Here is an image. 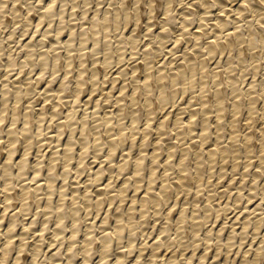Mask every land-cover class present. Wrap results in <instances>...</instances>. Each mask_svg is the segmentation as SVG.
Listing matches in <instances>:
<instances>
[{
	"label": "bare ground",
	"instance_id": "obj_1",
	"mask_svg": "<svg viewBox=\"0 0 264 264\" xmlns=\"http://www.w3.org/2000/svg\"><path fill=\"white\" fill-rule=\"evenodd\" d=\"M2 1V0H1ZM7 1H9V0H7ZM62 1H64L65 3H66V1L67 0H62ZM73 0H70L69 2H72ZM80 1V0H79ZM79 1H78V3H79ZM84 2H85V0H83ZM92 1V0H91ZM90 0H87L86 1V3L87 2H91ZM99 1H101V0H99ZM109 1V0H108ZM107 1V2H108ZM117 1V0H116ZM115 1V2H116ZM175 1V0H174ZM211 1V0H210ZM214 2H212V3H210L209 2V0H206V2L205 1H202V4L204 5V6H206V7H214V6H212L213 4L215 5V3H220V2H223L224 0H213ZM226 1V0H225ZM230 2L231 1H236V0H229ZM239 1H241L242 2V4L241 5H239V8H236L235 9V7H233L232 8V10H231V8L229 9V10H231L232 12L233 11H236V10H239V14H237V15H241L240 13H242V15H244V14H246V13H250V12H247V11H249V10H247L248 9V7H246V5L248 6V5H250L249 7H253V10H252V12L254 13H252L251 15H255V17L251 20H248V23L247 24H249V25H247V26H249V27H247L248 28V30H247V32L244 30L245 28H246V26H245V28L243 29V27H242V29L244 30V32H246V33H243V31H241L242 29H241V26L243 25V22H242V25L241 24H238L239 23V20H237V22H236V18L234 19L235 20V24H236V26H232L233 28H230L229 27V24L232 22V19H231V17H230V14L228 15V14H226L225 15V17H222L221 15H224V13L223 14H220V13H222V12H224L226 9H228V8H224L225 10L223 11L222 10V12H220L219 14H220V16H219V14H218V18L219 19H217V20H215L216 22L214 23L215 24V27L214 26H212V28L214 27L215 28V30H214V28H213V30H211V31H213L212 33V35H211V33H210V36H209V34H208V32L210 31V29L207 31L206 30V27H210L209 26V24H208V22L206 21V20H209V19H206V18H204V16H203V18L201 17V24H200V26H199V28L197 29V30H194V31H192L191 32V25L192 24H194V19L192 18L193 17V14H191V12L192 11H194V10H192L189 14H186V15H184L185 17L183 18V21H182V23H183V27L181 28V29H183L182 30V34L180 33V35L179 34H177V37H176V41H175V43L176 42H181L180 40H182L184 37H185V35H187V36H190V38L192 39V38H194V40L196 39L197 40V43H196V45H195V48H191L192 49V51L191 52H189L190 50H189V48L184 52L185 54H184V57H183V59H182V61L180 60V62L179 63H177L176 65H169L168 67H169V69L167 70V69H165V67L167 66H162L163 64H166V63H168V61H164L162 64H161V66L163 67V68H161V66H159L158 65V67L157 66H155L154 65V61L153 60H155V58H154V52L156 53L157 51H162V52H164V53H166L165 52V50H164V46H166L167 47V44L170 42H168L166 45H164L167 41H166V39L168 40V38H166V36H164V33L163 32H159L158 34H155L154 33V35L155 36H152L153 38H151L152 40L149 42V45L150 44H155V45H151L150 47H149V45H148V47H146L147 49L146 50H144V53H143V50H142V52L141 51H139L140 53H142V54H144V57H143V60H141V63H139L138 62V64H132L133 66L131 67L132 68V70H133V73H131V72H128V73H131V75L133 74L134 76V79H132V88H131V90L128 92V91H126L129 87H131V86H129V85H127V83H129L128 81H126V80H128L127 79V77L130 75H128L127 76V74H126V71H124L123 69H120V71H119V74H118V76L116 75L115 77H114V82L112 81V78H111V80H109V81H112L113 83H114V85H115V81H118V79H120V77L122 78L123 76H124V79H125V81H124V83L122 84V87H121V93L120 94H118V95H116L117 96V98H115V97H113L112 96V98H115V101H116V103H115V105L117 104V106H118V112H117V114L115 113H112V114H114V115H116L117 117H118V120L116 121L115 120V122H117V129L116 130H112V128H110V129H108V127H107V137H106V142L107 143H104L105 141H102L103 140V136H102V134H101V132L98 130L100 127V125L98 124L101 120V118H102V120L103 121H105L104 123H105V125L106 124H112V121H113V117H112V115H110L109 113H111V112H106L107 110H108V108H107V110L105 111V114L103 115V117H101V111L99 110V108L101 107V105H100V101H99V99L97 100V103L95 104L96 105V108H95V110H94V114H97L98 113V115H100V117L101 118H99L98 116H96L97 118H95V119H93V121L95 120V122H94V124L93 125H90V126H88V119H90V118H88V116L86 115H82L81 117H79L80 116V114H79V116H77V114L79 113H77V109H79V108H76L75 106V104L76 103H78V101L82 98V95L85 93V91L87 90V89H89V88H87V87H89L88 85V81H93V82H95V85H96V87H97V78H99L98 76V73H101L102 74V72H97L99 69L96 67V65L98 64H95L94 66H93V68H92V74H87L86 75V71L85 70H83L82 69V67L85 69V66H83L84 65V60L82 59V58H84V56L85 57H88V56H86L85 55V52H83L84 50V48L82 47L81 49H80V51L78 50V52H80V56H81V61H80V64L78 63V65H79V67H77L78 68V70H77V72H78V75H77V77H76V82H75V85H74V90H73V93H71V94H73V100H72V102L73 103H75L74 105H73V107H69V103H72L71 101H70V99L68 100L65 96H64V98L66 99H63V96L61 95V92L63 91L64 92V90L66 89V85H68V83L69 82H72V81H75V79H71V81H69L70 79H69V74L73 71V70H71V68L74 66V62L75 61H73V55H68V56H66L67 58H65L64 60V62H65V68L66 69H64V67H62V65H61V62L63 61V60H60V55L62 56V54H60L59 55V57L58 56H56V55H54V56H52L51 55V52L49 51V49H48V52H50V56H52V57H55L54 58V60H52L51 62H50V60L51 59H53V58H51L50 60H49V57H47V49H45V52L44 53H41L42 55H41V57H39L40 58V60H41V62H39V63H41V71H40V77H42V75L43 74H45L44 72L46 71L47 72V70H48V68L50 69V66H51V71L53 72V75L55 76L56 74L57 75H59L57 72L59 71V69H61L60 67H62L64 70H66L65 72H67V74H66V76H63L61 79H62V81H61V83H60V87L61 88H59L58 89V92H57V94L55 93V91H54V93L52 92V91H50L51 89H53L52 87H51V89H49L48 88V86H47V90H46V93L48 94V97L50 96V99H48V100H51L50 102L52 103V99L54 98L53 96H55V95H58V99H56V100H54L55 102H53V111L50 113L49 111V113H50V115H51V117L54 119V117H56L57 116V118H58V113L60 114V108H59V106L60 105H63V108H65V105L67 106V104H69L68 105V107H69V109H68V112H66L67 113V115H66V117H67V119L66 120H62V119H60L61 121H59V123L58 124H55V125H57L56 127H57V131H56V133L57 134H54L55 136V138H56V140L58 141V143L61 141V142H63L62 141V137H63V134H64V132L67 130L65 127H68V132H69V135H68V139L66 140V142H63V143H60V144H62L63 146V151L62 150H56V151H52V153H51V155H50V157L49 158H47V159H49V162H48V164H47V168H46V166H43L44 164H45V161H43L42 159H41V154H37V155H40L41 157L40 158H38L37 159V157H36V159H37V162L36 161H34L35 163H33V164H29L28 163V160L31 158V146L33 145L32 143L34 142V140L32 139V134H31V136H30V125L32 124V121H33V119L31 118V114L32 113H30V111L28 110V109H33V107L32 106H34L35 104H37V103H35V101H34V105H33V103H32V101H31V99H32V97L34 96L33 95V93L35 94V91L33 92L32 91V88H34V87H36V86H34V85H37V84H34V83H36V82H33L32 81V79H30L29 80V82H27V80H26V82L27 83H31L30 85H29V87L27 86L28 84L27 83H25V85H18L19 84V80L18 81H16L15 83L17 84V85H15L14 86V88H13V86H12V88L14 89V94H12V95H10V96H14V102L12 103L13 105H9V104H7V102L8 101H10V100H5L6 99V97H7V94H9V93H7V90L5 91H3L4 93H3V100H2V98H0L2 101H0V102H2L1 104V107H0V112H1V116H0V133L1 132H3V133H1V134H4V133H6L7 135H8V138L7 139H5V140H3L2 141V137H3V139L5 138L3 135H1L0 134V182H1V180H3V184L1 183L0 184V186L2 185V188H0V191H3L4 192V194L3 195H5L4 197H0V204H1V202H3L4 203V209H3V212H2V214H1V216H0V231H2L1 230V228H2V225H3V223H5L6 222V227L4 228L5 230L2 232L3 233V235L2 236H4V239H1V238H3V237H1L0 238V264H21L20 263V261H21V259L23 258V256L21 255L22 253H24L25 252V247L27 246V244H32V242L34 241V240H32V242L31 243H28L26 240L27 239H25L26 237H24L23 235L24 234H26V233H21L22 234V236L20 235V238H19V240L20 241H18V240H16V230H17V226L20 224L19 222H18V218L21 216L20 215V213H27V211H29V208H31V203L33 204L34 202L35 203H38V206H37V208L39 209H42L41 211L45 214V216H47V215H51L52 213H57V218H56V221H55V223H56V226H55V228H54V230L52 231V238H54V240H58V241H61V240H63L64 242L66 241V240H64V239H61V240H59L60 238V236L62 237L63 236V234H64V236L62 237V238H66V239H68V240H70V243H68V246H66V248L65 249H62L63 248V241H62V243L60 244L58 241V244H60L61 246H62V248L61 247H59L58 248V250H56L55 252H53V253H51L50 255V259L52 260V263L51 264H58L57 262H59V261H62V260H64V261H62L63 262V264H71V263H73L74 264V262H76V259H78L80 256H78V252H81L83 255V259H82V262H78V264H87L88 262H91L90 260H92V257L94 258V256H92V254L94 255L95 254V252H93L94 251V249L98 252V254L101 252V259H99V261L98 262H96L95 264H125V261H126V257H127V250L125 251V249L123 250L122 248H117V250L118 249H122V250H120V251H118L117 252V258L115 259V261H111V262H109L110 261V258L108 259V261H106L107 260V258H108V256H110V255H113V252H110V249H112V244H113V241H114V239L116 238H118V239H122V237H123V232L125 233V231L127 230H124V227H126V226H129V225H126V223H125V225H124V222H125V220H126V218L128 219V223H130V220H132L133 218L135 219V217H136V214L138 213V214H140L143 218H145V219H147L148 218V216L146 215V214H149V213H147L148 211H150L149 210V208H150V206H154V208H158V207H160V209H161V206H163V205H161V202H164V201H168L170 198H171V195H173L172 193H174L175 195L174 196H179V195H181V193L183 192V191H187V193L189 192V191H191L192 190V188H190V181H189V179H193L194 180V182H196L197 184H198V187L200 186L201 187V183H203V180H204V175L205 174H203L204 173V171L206 172V167H208V171L210 172V174H211V171H212V173H215V171L213 170L214 168L213 167H215V169L217 168L215 165V162L217 161V160H219V158H221V160H222V164H223V167L221 168V170H223L224 168H226L225 166L227 165V164H225V162H227L226 161V159H228V156H230V155H232V157H233V163H232V166H233V171L232 172H234L235 171V169L236 168H239V166H238V162L241 160V159H239L240 158V156H239V152L240 151H242L243 152V150H241L242 148H244L245 149V151L243 152L244 154H245V156H243V157H247V158H244V159H246V161H245V167H247V168H249L250 166L252 167L253 165H254V162L256 161V164H257V170H256V174H255V180L254 181H256L257 183H258V180L260 181V178L259 177H261V175L264 173V168H262L261 167V164H264V157H262L261 156V153L262 152H264V142H262V138H264V119H262V117H264V106H261V107H259V105H258V101H261V100H259V98H262V96H264V76H263V78L260 80L261 81V84H262V87H259V88H261V91H260V93L259 94H256L255 92H254V88L257 86V84L259 85L260 84V82H258L257 80H254V81H252L249 85V87L248 88H245V87H242L241 86V84L240 83H238L237 81H236V79H235V77H237V76H235V75H237L236 73H235V75L233 74V70H235L236 71V69H234L233 67L235 66H232L233 65V63L235 62L236 63V60L235 59H237V62H239V66H240V64H241V66H243V67H236L235 66V68H240V69H248L250 66H248L249 65V60H251L250 62V64L251 65H254L253 67L255 68V70L256 71H258L259 70V68L261 67V65L262 64H264L263 62H264V28H262L261 27V25H264V3H261V0H254L255 1V3L257 2V4L256 5H253V4H255V3H252V2H254L253 0H239ZM52 2L53 3H56V0H52ZM64 2H62L65 6H66V4L64 3ZM81 2V1H80ZM102 2V1H101ZM111 2V1H110ZM113 3H114V1H112ZM111 2V3H112ZM120 2V1H119ZM122 2V1H121ZM159 2H161V0H159ZM163 2L165 3V9H166V12H165V16H166V19H164V24H165V26H169V24L171 25V24H173V22H175L176 20L175 19H177L175 16V13L174 14H172L173 12V9L171 8V6L174 4L173 3V1L172 0H163ZM163 2H162V4H163ZM228 2V1H227ZM237 2H238V0H237ZM9 3H10V1H9ZM58 3H59V1H58ZM61 3V2H60ZM75 2H73V4H74ZM92 3V2H91ZM98 3V2H97ZM112 3V4H113ZM153 3H154V6H152V7H149V10H150V13H153L155 10H157L156 8H155V6H156V2H155V0H153ZM176 3V2H175ZM179 3V2H178ZM224 3V2H223ZM3 4V3H2ZM6 4H8L6 1H5V5ZM14 4V3H13ZM15 4H17V3H15ZM31 4H32V2H31ZM72 4V3H71ZM93 4V3H92ZM100 4V3H99ZM102 4H103V2H102ZM106 4V3H105ZM116 4V3H115ZM172 4V5H171ZM201 4V5H202ZM224 4H226V3H224ZM224 4H223V6H224ZM229 4V3H228ZM227 4V5H228ZM237 4V3H236ZM0 5H1V3H0ZM5 5L3 4V5H1V9H5L6 7H5ZM18 5V4H17ZM80 5V4H79ZM114 5V4H113ZM170 5V6H169ZM197 5V4H196ZM219 5V4H218ZM230 5V4H229ZM3 6L5 7V8H3ZM69 6V5H68ZM68 6H66V7H68ZM74 6V8L76 7V3L73 5ZM81 6V5H80ZM86 6H88V5H86ZM86 6H84V8L86 7ZM116 6V5H115ZM117 6H119V3H117ZM121 6V5H120ZM119 6V7H120ZM160 6H163V5H160ZM159 6V7H160ZM193 6H194V4H193ZM192 6V7H193ZM203 6V7H204ZM15 7H16V5H15ZM15 7H14V9H15ZM19 7V6H18ZM33 8H34V6H32ZM66 7H64L63 8V6H62V9L64 10ZM109 7V6H108ZM107 7V8H108ZM121 7H123V6H121ZM120 7V9L119 8H115L116 9V12H113V11H111V10H107V8H105L107 11L106 12H104V15L103 14H101L100 13V15H102L101 17L100 16H94V17H91L93 20H92V27L90 28V30H91V34H93V36H94V38H91V37H87V35H88V31L86 30V29H89V28H84L85 30H86V32L87 33H85V31H82V33H80V34H82L84 37H85V35H86V37L87 38H89V39H93V41H95V46H96V44H98V42L99 43H101L100 41H99V39H95V38H98V36L97 35H99V33H100V29L102 28V26L101 25H103L104 27H105V29L106 30H109L110 29V27L112 26L111 24H110V22H114V24H115V27H116V24H119V21H121L120 19H121V14H120V10H121V12H123V10H124V7L123 8H121ZM158 7V8H159ZM174 7V6H173ZM179 7V6H178ZM12 8L13 7H11V10H12ZM17 8V7H16ZM32 8V9H33ZM61 8V7H60ZM74 8H72V9H74ZM77 8V7H76ZM97 8H98V6H97ZM110 8H112V6L110 7ZM164 8V7H163ZM181 8V7H180ZM7 9H8V7H7ZM6 9V10H7ZM13 9V10H14ZM18 9V8H17ZM19 9H20V7H19ZM18 9V10H19ZM24 9H25V7H24ZM30 9V8H29ZM82 9V8H81ZM86 9H87V7H86ZM104 9V10H105ZM114 9V8H113ZM115 9H114V11H115ZM127 9V11H129L128 9L129 8H126L125 7V10ZM135 9H137V18H135L134 20H136V19H138V17L140 18L139 20H141V18H142V16H144V15H142V16H139V14H140V9L139 8H135ZM161 9V8H160ZM192 9V8H191ZM190 9V10H191ZM194 9V8H193ZM196 9V8H195ZM204 9V8H203ZM209 9V8H208ZM207 9V10H208ZM212 9V8H211ZM214 9V8H213ZM252 9V8H251ZM12 10V11H13ZM23 10V9H22ZM42 10H44V9H42ZM58 10V9H57ZM61 10V9H60ZM66 10V9H65ZM98 11H101V10H99V9H97ZM124 10V11H125ZM132 10V9H131ZM143 10H145V9H143ZM142 10V11H143ZM146 10H148V9H146ZM145 10V11H146ZM229 10H227V12H229ZM245 10H247V11H245ZM0 11H2V10H0ZM7 11H10V10H7ZM15 11H17V10H15ZM33 11V10H32ZM31 11V12H32ZM56 11V10H55ZM62 11V10H61ZM73 11H75V9L73 10ZM80 11V10H79ZM84 11H88V10H84ZM96 11V10H95ZM97 11V12H98ZM158 11V10H157ZM161 11V10H160ZM175 11V10H174ZM187 11H189V10H187ZM246 13H245V12ZM3 12V11H2ZM1 12V14H3ZM64 12V11H63ZM66 12V11H65ZM65 12L64 13H62V12H59V13H61V14H63V18H61L62 20H63V22H65V20H64V16H65ZM91 12V11H90ZM207 12V11H206ZM226 12V13H227ZM4 13H5V11H4ZM8 13V12H7ZM12 13H18V12H12ZM35 13V12H34ZM53 13V9H52V7H51V5H46V9L44 10V11H42V12H40V16L41 17H43V16H46V15H48V16H51L52 15V17L53 16H55L54 14H52ZM55 13V12H54ZM58 13V14H59ZM75 14H76V11L74 12ZM73 13V14H74ZM87 13V12H86ZM84 14L83 13V15H87L88 16V14ZM128 13H130V11L128 12ZM126 14V12L124 13V14H126V17H124L125 18V20L126 21H128L129 20V14ZM134 13V12H133ZM146 13V12H145ZM144 13V14H145ZM155 13V12H154ZM158 12H156V14H157ZM188 13V12H187ZM38 14H39V12H38ZM51 14V15H50ZM60 14V15H61ZM69 14V13H68ZM97 14V13H96ZM99 14V13H98ZM131 14V13H130ZM148 14V13H147ZM164 14V13H163ZM190 14H191V16H190ZM208 14V13H207ZM27 15H28V13H27ZM59 15V16H60ZM83 15H82V18H84L83 20H87L88 19V21H89V18H87V19H85V17H83ZM94 15V14H93ZM150 14H148V16H149ZM162 15V14H161ZM183 15V14H182ZM204 15V14H203ZM211 15V14H210ZM233 15V14H232ZM242 15L240 16V17H242ZM247 15H250V14H247ZM3 16H5V15H3ZM13 16V15H12ZM14 16H15V14H14ZM20 15H18V17H19ZM35 16V15H34ZM39 16V17H40ZM58 16V15H57ZM75 16V15H74ZM132 16H133V18H134V15L132 14ZM136 16V15H135ZM147 16V17H148ZM154 16L155 15H153V16H150V18H149V20L151 19L152 20V18H154ZM190 16V17H189ZM6 17V16H5ZM5 17H4V20H5ZM17 17V18H18ZM22 17H24V16H22ZM47 17V16H46ZM77 17V16H76ZM146 16L144 17V18H147ZM152 17V18H151ZM207 17V16H206ZM208 17H210L209 16V14H208ZM251 17V16H250ZM7 18V17H6ZM13 18V17H12ZM11 18V19H12ZM55 18V17H54ZM54 18H52L53 20H54ZM74 18V17H73ZM82 18H81V20H82ZM132 18V17H131ZM211 18V17H210ZM217 18V17H216ZM243 18V17H242ZM247 18V17H246ZM258 18V23L255 21V19H257ZM42 19V18H41ZM44 19V18H43ZM42 19V20H43ZM49 19H51V18H49ZM51 19V20H52ZM57 19V18H56ZM238 19V18H237ZM244 19V18H243ZM242 19V20H243ZM248 19H249V17H248ZM3 19H2V22L4 21ZM61 20V21H62ZM123 20V19H122ZM133 20V19H132ZM131 20V21H132ZM139 20H137V21H139ZM246 20V19H245ZM7 21V20H6ZM10 21V20H9ZM8 21V22H9ZM29 21V20H28ZM33 21H34V19H33ZM142 21V20H141ZM163 21V20H162ZM244 21V20H243ZM48 22V21H47ZM89 22H91V20L89 21ZM112 22V23H113ZM130 22V21H129ZM129 22H127V23H129ZM143 22V21H142ZM150 22V21H149ZM154 22V21H153ZM4 23H5V21H4ZM30 23V22H29ZM60 23V22H59ZM68 23V22H67ZM85 23V22H84ZM88 23V22H87ZM121 23V22H120ZM125 22H123V24H124ZM139 23V25H141L140 24V21L138 22ZM155 23V22H154ZM159 23V22H158ZM210 23V22H209ZM233 23V22H232ZM3 24V23H2ZM31 24V23H30ZM41 25H42V23H40ZM52 25H53V23H51ZM62 25H60V26H63V23H61ZM66 24V23H65ZM72 24V23H71ZM75 24V23H74ZM77 24V23H76ZM122 24V23H121ZM122 24V25H123ZM136 24V23H135ZM148 24V27H152V26H154V25H156V23L154 24V25H152V24H150V23H147ZM1 25V24H0ZM28 25V24H27ZM70 25V24H69ZM81 25H83V27H85L86 25H84V24H81ZM111 25V26H110ZM120 25V24H119ZM174 25H175V23H174ZM208 25V26H207ZM231 25V24H230ZM4 26V25H3ZM7 26V25H6ZM38 26H39V24H38ZM88 26V25H87ZM108 26H110V27H108ZM118 26V25H117ZM128 26V25H127ZM137 26V25H136ZM145 26V25H144ZM161 26H162V24H161ZM49 27V26H48ZM64 27H66V26H64ZM114 27V26H113ZM124 27V26H123ZM134 27V26H133ZM147 27V28H148ZM151 27H150V29H151ZM173 27V26H172ZM192 27H193V25H192ZM29 28V27H28ZM74 28V27H73ZM71 29V31L72 30H74V29ZM82 28V27H81ZM108 28V29H107ZM120 28H122L121 26H120ZM127 28V27H126ZM138 28V27H137ZM165 29H166V31L167 32H165V34L166 33H168V28H166V27H164ZM195 28V27H194ZM51 29V28H50ZM49 28H48V31L50 30ZM66 29V28H65ZM64 29V30H65ZM75 29H76V26H75ZM103 30H101V32L102 31H104V28H102ZM114 29V28H113ZM117 29H118V27H117ZM136 28H134V30H135ZM171 29V28H170ZM180 29V30H181ZM2 30V29H1ZM52 30V29H51ZM59 30H60V28H59ZM64 30H60V31H62V32H64ZM79 30V29H78ZM112 30V29H111ZM110 30V31H111ZM126 30V29H125ZM158 30V29H157ZM179 30V29H178ZM47 31V34H45L46 36L45 37H47V35H48V32ZM60 31H58L59 33H60ZM75 31V30H74ZM71 32V34H73L74 36L76 35L75 34V32ZM115 31H117V30H115ZM119 31V30H118ZM117 31V34H119V32ZM135 31H138V29L137 30H135ZM135 31H132V32H134L135 33ZM152 31V30H151ZM160 31V30H159ZM163 31H165V30H163ZM170 31V30H169ZM210 31V32H211ZM46 32V31H45ZM79 32V31H78ZM148 32V31H147ZM180 32V31H179ZM38 33V32H37ZM52 33V32H51ZM104 33V32H103ZM102 33V34H103ZM134 33H132L130 36H127V41L129 40V43L130 44H132V45H134V46H131V47H134V48H132V49H135V51L136 52H138L137 50H136V47L138 48L139 46L137 45H135V43L137 44V43H141V42H136L137 40L139 41V38H138V36L137 35H139L138 33H137V35H136V33L134 34ZM173 33V32H172ZM171 33V34H172ZM39 34V33H38ZM58 34V33H57ZM61 34H63V33H61ZM79 34V35H80ZM109 34V33H108ZM121 34V33H120ZM207 34H208V36H207ZM52 35V34H51ZM51 35L49 34V37H51ZM60 35V34H59ZM78 35V36H79ZM122 35H124V34H122ZM137 36V38H135L136 36ZM175 35V34H174ZM1 36V35H0ZM38 36V35H37ZM74 36H72V37H70V38H73L74 39ZM91 36V35H90ZM97 36V37H96ZM100 36V35H99ZM104 36V35H103ZM107 36V35H106ZM126 36V35H125ZM140 36V35H139ZM142 36V35H141ZM148 36V35H147ZM193 36V37H192ZM203 36H205L206 38V42L205 43H201V42H199V44L201 43L202 45H199L198 44V41L200 40V39H202V37ZM48 37V38H49ZM76 37H77V35H76ZM82 37V36H81ZM80 37V38H81ZM119 37H120V35H119ZM149 37H150V35H149ZM169 37H171V36H169ZM210 37V38H209ZM57 39H55V40H58V37H56ZM83 38V37H82ZM81 38V39H82ZM99 38H101V37H99ZM106 38V37H105ZM107 38H109L110 39V37H107ZM141 38V37H140ZM164 38H166V39H164ZM189 38V40H191ZM0 39H3V38H0ZM40 39V38H39ZM43 39V38H42ZM45 39V38H44ZM43 39V40H44ZM60 39V38H59ZM76 39V38H75ZM119 39V38H118ZM118 39H115V40H118ZM122 39H124V42H125V38L124 37H122ZM137 39V40H136ZM170 39V38H169ZM172 39V38H171ZM187 39V38H186ZM23 40V39H22ZM50 40V39H49ZM70 40L72 41V39H69V40H67L66 42H64V43H66V45H67V47L69 46H72V45H74L75 43H73V42H70ZM88 42V41H90V40H87V39H85V38H83L82 39V43H80L81 44V46H82V44L84 45V43H87L86 41ZM104 40V39H103ZM107 41H108V39H106ZM112 39H110V41H111ZM120 40H121V37H120ZM148 40V39H147ZM184 40H185V38H184ZM188 40V39H187ZM195 40V41H196ZM32 41H33V38H32ZM61 41V40H60ZM73 41H75V40H73ZM79 41H80V39H79ZM92 41V40H91ZM109 41V42H110ZM121 41H123V40H121ZM141 41V40H140ZM183 41V40H182ZM193 41V40H192ZM192 41H189V43L190 42H192ZM200 41H202V40H200ZM4 42V41H3ZM44 42V41H43ZM51 42V41H50ZM57 42V41H56ZM111 42H113V41H111ZM119 42V41H118ZM173 42V41H172ZM184 42V41H183ZM194 42V41H193ZM57 43H60V42H57ZM56 43V44H57ZM71 43V44H70ZM105 43H107L106 44V51H104L103 53H105V52H107L109 49H110V47L111 46H109V44H111V43H108V42H104V45H105ZM121 43H123V42H121ZM125 43H127V42H125ZM124 43V44H125ZM182 43V42H181ZM244 43H247V44H245L244 45ZM4 43H2V45H3ZM31 44V43H30ZM38 44V43H37ZM56 44H54L55 46H56ZM89 44V43H88ZM92 44V43H91ZM112 44H114V43H112ZM124 44H122L123 46H124ZM128 44V43H127ZM146 44V43H145ZM191 44V43H190ZM194 44V43H193ZM1 44H0V51L2 50V48H1V46H2ZM39 45V44H38ZM48 45V44H47ZM90 45V44H89ZM117 45V44H116ZM121 45V46H122ZM126 45V44H125ZM35 46V45H34ZM60 46V45H59ZM65 46V45H64ZM75 46H76V44H75ZM74 46V47H75ZM80 46V45H79ZM84 46H86V45H84ZM93 46H94V42H93ZM94 46V47H95ZM117 46H119V45H117ZM126 46H128V45H126ZM126 46H124L125 48H127ZM178 46H180V45H178ZM192 46H194V45H192ZM247 46V47H246ZM2 47H4V45L2 46ZM31 46H29V48H30ZM42 47V46H41ZM44 47V46H43ZM52 47V46H51ZM58 47V46H57ZM66 47V46H65ZM87 47V46H86ZM85 47V48H86ZM94 47H92V48H94ZM97 47H100V45L98 46H96V48ZM112 47H113V45H112ZM114 47H116L115 45H114ZM120 47V46H119ZM118 47V48H119ZM124 47H121V48H124ZM182 47V46H181ZM189 47V46H188ZM191 47V46H190ZM5 48V47H4ZM7 48V47H6ZM15 48H17V47H15ZM32 48H34V47H31V50H29V53H27L28 55V57H27V60H29V61H32L33 60V58H32V56H33V51H34V49H32ZM36 48V47H35ZM50 48V47H49ZM54 48V47H53ZM52 48V49H53ZM59 48H62L61 46L59 47ZM76 48V47H75ZM89 48V47H88ZM95 48V49H96ZM117 48V47H116ZM124 48V49H125ZM259 48H260V51H257V50H259ZM55 49V48H54ZM68 49V48H67ZM67 49H66V52H68L67 51ZM78 49V48H77ZM98 49V48H97ZM100 49V48H99ZM123 49V52L125 51ZM142 49V48H141ZM164 51H163V50ZM166 49V48H165ZM176 49V48H175ZM179 49V48H178ZM4 50L5 49H3V52H4ZM33 50V51H32ZM36 50H37V48H36ZM57 50V49H56ZM70 51L72 50V49H69ZM75 50L76 49H74V52H75ZM89 49H87V51H88ZM101 50V49H100ZM152 50H153V54H151L152 53ZM174 50V49H173ZM171 50L172 51V53L174 52V53H176V50ZM189 50V51H188ZM41 51V50H40ZM52 51V50H51ZM55 51V50H54ZM54 51H52L54 54H56ZM86 51V52H87ZM90 51V50H89ZM88 51V52H89ZM95 51V50H94ZM115 52L114 50H113V48L111 49V52ZM117 51H118V56L120 57V60H123L124 59V57H125V59H126V56L123 54V52L121 51V49H117ZM134 51V52H135ZM225 51L228 53L229 52V55L227 56V64L229 65V66H226V67H228L227 68V70H226V73H224L225 71H220L219 69H218V67H208V65H207V61L209 60L208 59V55H209V58H210V56H214V58H215V56H216V54L217 53H219V52H221L222 54L223 53H225ZM2 51L0 52V54L1 53H3ZM42 52H43V49H42ZM57 52H59L58 50H57ZM73 52V51H72ZM77 52V51H76ZM77 52V53H78ZM96 52V51H95ZM95 52H94V54H95ZM98 52V51H97ZM96 52V54H98ZM109 52V51H108ZM107 52V53H108ZM112 52V53H113ZM129 52V51H128ZM130 52H132V51H130ZM135 52V53H136ZM168 52V51H167ZM11 53V52H10ZM38 53V52H37ZM37 53L35 54V55H37ZM60 53V52H59ZM139 53V54H140ZM158 53V52H157ZM163 53V54H164ZM171 53V52H170ZM66 54H68V53H66ZM73 54V53H72ZM76 54V53H75ZM88 54V53H87ZM109 54H111V53H109ZM108 54V55H109ZM127 54V53H126ZM131 54H133V52L131 53ZM163 54H161V53H159V55H161V56H163ZM167 54V53H166ZM169 54V53H168ZM2 55V54H1ZM11 55L12 56H10V57H8L9 58V60H10V63L12 64V62H13V60H14V58L12 59L11 57H13V54L11 53ZM78 55V54H77ZM89 55V54H88ZM93 55V54H92ZM112 55H116V54H112ZM116 55V56H117ZM134 55V54H133ZM133 55H131V56H133ZM135 55H138V53L137 54H135ZM157 55V54H156ZM165 55V54H164ZM172 55H175V54H172ZM219 56H221L220 54H218ZM224 55V54H223ZM222 55V56H223ZM227 55V54H226ZM3 56H5V55H3ZM39 56H40V53H39ZM76 56V55H75ZM105 56V55H104ZM107 56V55H106ZM152 56H153V58H152ZM170 56V55H169ZM176 56V55H175ZM218 56V58H220ZM0 57H2V56H0ZM77 57V56H76ZM95 57H97V55L95 56ZM108 57V56H107ZM111 59H113L114 57L113 56H109ZM108 57V58H109ZM135 57V56H134ZM173 57V56H172ZM11 58V59H10ZM35 58H36V56H35ZM63 58V57H62ZM99 58V57H98ZM98 58L97 59H93L92 61L94 62H96V60H97V62L99 61L98 60ZM108 58H106V60L103 62L102 60H101V58H100V60L103 62L102 64H103V67L105 68V69H107L108 67H110V64H111V66H112V60L110 59V61H112V62H110L109 60H108ZM139 58V57H138ZM137 58V59H138ZM141 58V57H140ZM161 58V57H160ZM176 59H178V57H175ZM174 58V59H175ZM213 58V57H212ZM223 58V57H222ZM221 58V59H222ZM225 58V57H224ZM16 60H17V58H15ZM26 59V58H25ZM132 59V58H131ZM142 59V58H141ZM157 60L159 59V58H156ZM208 59V60H207ZM262 59H263V61H262ZM2 60V59H1ZM16 60H14L15 62H16ZM26 60V61H27ZM77 60V59H76ZM86 60V59H85ZM161 60V59H160ZM163 60V59H162ZM173 60V59H172ZM210 60H212L211 58H210ZM235 60V61H234ZM35 61V60H34ZM34 61H32V62H34ZM61 61V62H60ZM125 61V60H124ZM139 61V60H138ZM219 61H220V59H219ZM14 62V63H15ZM28 62V61H27ZM88 62V61H87ZM86 62V63H87ZM115 62V61H114ZM122 62V61H121ZM136 62H137V60H136ZM172 62H174V60L172 61ZM172 62H170L171 64H174V63H172ZM177 62H178V60H177ZM217 62V61H216ZM223 62H226V60L225 61H223ZM262 62V63H261ZM85 63V64H86ZM92 63V62H91ZM118 63V62H117ZM125 63V62H124ZM135 63V62H134ZM215 63V62H214ZM219 63H221V62H219ZM10 64V65H11ZM34 64V63H33ZM72 64H73V66H72ZM76 64V63H75ZM119 64V63H118ZM121 64V63H120ZM157 64V63H156ZM160 64V63H159ZM169 64V63H168ZM209 64V63H208ZM222 65H223V63H221ZM13 65V64H12ZM11 65V66H12ZM40 65V64H39ZM210 65V64H209ZM219 65V64H218ZM218 65H216V66H218ZM237 65V64H236ZM24 66V65H23ZM33 66H35V64L33 65ZM72 66V67H71ZM82 66V67H81ZM220 67H221V65H219ZM224 66V65H223ZM9 67V66H8ZM37 65H36V69H37ZM75 66H74V68H75V70L77 69ZM90 67V66H89ZM89 67H87L88 68V70L87 71H90V69H89ZM102 67V66H101ZM154 67H157V68H154ZM249 68V70H252V73H254L255 71L253 70L254 68ZM2 68V67H1ZM34 68V67H33ZM73 68V69H74ZM91 68V67H90ZM123 68V67H122ZM129 68V67H128ZM63 69H61V71L63 70ZM96 69H97V71H96ZM104 69V70H105ZM109 69H111V68H109ZM242 69V70H243ZM35 70V69H34ZM75 70H74V72H75ZM103 70V69H102ZM129 70V69H128ZM140 70H143L142 72H144V75H145V77H144V79H139V78H137L136 76V74H138V72L140 71ZM221 70H223V69H221ZM241 70V71H242ZM248 70V71H249ZM12 71V70H11ZM60 71V72H61ZM107 71V70H106ZM199 71H201V77H199L200 78V80H199V83H197V84H200V85H198V86H201V88H199V89H201V92L198 94L199 96H198V98L200 99V106H201V109H195L196 107H194V109H192V107L194 106V104H196V102L195 103H193L194 101L193 100H195V98H193V96H191V98H190V100H189V104H188V108H186V107H184V105L183 106H181V107H184L185 109H186V112L187 111H189V113H191L190 114V116H189V118H186L184 115H185V113L183 112V114L181 115L180 114V111L178 112L179 114L178 115H175L174 117L175 118H173L174 120L172 121L173 122V125H174V129H177L178 130V137H177V142L175 143V141H173L174 143H172L170 146H169V149H168V157L167 156H165V157H167L168 159H166L167 160V162L166 163H164V164H166L165 165V170H164V172L162 173V176H161V178H162V181H161V183H160V185L158 184V186H156L155 184H156V179H157V177H156V174H158V170H160V169H158L157 170V168H158V163H160L159 161L161 160H159V158H161L162 156H160L161 155V153H160V149H162V146L163 145H161V142H163V143H165L164 141H167L166 139V137H162L163 135H166L167 136V134H165L166 133V131H168L169 130V132H167V133H169V135L171 134L170 132L172 131H170V128L167 130L166 129V127H164V126H166L165 124H166V122H167V120H169V119H167L168 117L167 116H165L164 117V119H162V120H160V121H158V124H157V126H156V128H157V132H159L158 133V135H159V137L157 138V141L155 142L158 146L156 147V146H154L155 147V150L151 153V154H148L147 155V148H148V146H149V141H150V139L152 138V136H150V135H152V134H150V128H152L153 130H154V126L153 127H151L150 125L152 124V122H153V119L154 118H158L157 116L155 117V115H154V113L156 112L155 111V109H154V107H160V111H164L165 112V108L166 107H168V109H169V106H167L168 105V103L169 104H171L170 102H173V101H171V98H170V96H172V99L174 98V104L173 105H175L176 104V102H177V98H176V95H177V93H178V91H179V89H182V91H184V93H187V91H189L190 89L192 90L194 87H196V81H194L195 79H197V78H195V76L197 77L198 75V72ZM243 71H246V70H243ZM36 72V71H35ZM48 72H50V71H48ZM47 72V73H48ZM74 72H73V74H74ZM86 72V73H85ZM109 72V71H108ZM111 72V71H110ZM141 72V71H140ZM141 72V73H142ZM247 72V71H246ZM11 73V72H10ZM105 73V72H104ZM250 73H251V71H250ZM251 73V74H252ZM259 73V72H258ZM257 73V74H258ZM9 74V73H8ZM63 74V73H62ZM72 74V73H71ZM107 74V73H106ZM109 74V73H108ZM108 74L107 75H105V76H108ZM242 74H246L245 72L244 73H242ZM249 74V73H248ZM247 74V75H248ZM257 74H254L255 75V78H256V75ZM64 75V74H63ZM142 75H143V73H142ZM142 75H140V76H142ZM238 75L239 76H241V74H239L238 73ZM253 75V76H254ZM259 75V74H258ZM257 75V76H258ZM263 75V74H262ZM9 76V75H8ZM44 76H46V75H44ZM53 76V77H54ZM74 76V75H73ZM103 76V75H102ZM110 76H111V74H110ZM139 76V75H138ZM29 77H31L32 78V76H29ZM53 77H52V79H50L49 80V83H50V85H51V83H52V81H53V83H55L54 82V80H53ZM56 77V76H55ZM54 77V78H55ZM126 77V78H125ZM245 77V76H244ZM244 77L242 76V78L244 79ZM247 77V76H246ZM249 77V76H248ZM39 78V77H38ZM37 78V80H39ZM57 78V77H56ZM71 78V77H70ZM72 78H74V77H72ZM198 78V79H199ZM241 78V79H242ZM261 78V77H260ZM15 79V78H14ZM19 79H20V77H19ZM28 79V78H27ZM36 79V78H35ZM43 79V78H42ZM104 78H102V80H103ZM130 79V78H129ZM239 79V80H238ZM237 80L238 81H240V78H238ZM6 80V79H5ZM41 80V79H40ZM39 80V81H40ZM99 80V82H102V86L103 85H105L107 82L105 81V80H103V81H101V79H98ZM106 80H107V78H106ZM131 80V79H130ZM8 81V80H7ZM36 81V80H35ZM44 81V80H43ZM56 81H58V79H56ZM106 82L105 84H103V82ZM108 81V83H110ZM198 81V80H197ZM243 80H241V82H242ZM247 81V80H246ZM2 82V81H1ZM127 82V83H126ZM250 82V81H249ZM73 83V82H72ZM107 83V84H108ZM130 83V84H131ZM4 84V83H3ZM3 84H2V89H3ZM8 84V82L6 83V85ZM32 84H34V85H32ZM74 84V83H73ZM86 84H88L87 85V87L85 86ZM90 84H92V83H90ZM99 84V83H98ZM107 84H106V86H107ZM196 84V85H195ZM244 84V83H243ZM246 84V83H245ZM5 85V88L7 87V86H9V85H7L6 86ZM32 85V88L30 87ZM49 85V86H50ZM54 85V84H53ZM94 85V84H93ZM94 85V86H95ZM248 85V84H247ZM246 85V86H247ZM34 86V87H33ZM93 86V88H94V90L96 89L97 90V88H95ZM101 86V85H100ZM101 86V87H102ZM105 86V87H106ZM69 87H70V84H69ZM85 87H86V90H85ZM104 87V88H105ZM11 88V87H10ZM9 88V89H10ZM39 88V87H38ZM93 88H91V89H93ZM98 88H100L99 87V85H98ZM115 88V87H114ZM116 88H117V86H116ZM198 88V87H197ZM7 89H8V87H7ZM9 89H8V91H9ZM169 89H171L170 91H169ZM195 89V88H194ZM11 90V89H10ZM54 90V89H53ZM66 90H68V88L66 89ZM90 90V89H89ZM89 90H87V91H89ZM94 90H92V91H94ZM95 90V91H96ZM260 90V89H259ZM37 91V90H36ZM49 91L50 92H52L51 94H49ZM69 91V90H68ZM91 91V94L90 95H88L87 93V95L88 96H90V97H88V99H87V103H88V100H90V99H92V94H93V92ZM116 91V90H115ZM200 91V90H199ZM256 92L258 91V90H255ZM1 92V91H0ZM97 93H98V90L96 91ZM112 92H113V90H112ZM125 92V93H124ZM171 93V95H170V93ZM192 92V91H191ZM195 92V91H194ZM24 93H27V94H31V95H33L32 97H31V99L30 100H28V104L26 105L25 104V107H23L22 109H20L21 107H19V105H18V102L19 101H21L22 99H23V95H24ZM65 93H68V92H64V94ZM108 93H110V92H108ZM107 93V95L105 94V96H107L106 97V99H110V97H109V94ZM118 93H119V91H118ZM180 93H181V91H180ZM196 93V92H195ZM46 94V95H47ZM112 94V93H111ZM179 94V93H178ZM66 95V94H65ZM69 95H70V92H69ZM170 95V96H169ZM180 95V94H179ZM183 95V94H182ZM241 95H245V97L246 98H243V97H241ZM23 96V97H22ZM29 96V95H28ZM42 96V95H41ZM111 96V95H110ZM30 97V96H29ZM46 97V96H45ZM44 97V98H45ZM53 97V98H52ZM56 97V96H55ZM70 97V96H69ZM195 97V96H194ZM22 98V99H21ZM112 98H111V101H114V99L112 100ZM182 98V97H181ZM7 99H8V97H7ZM42 99V98H41ZM46 99V98H45ZM105 99V98H104ZM196 99H197V97H196ZM12 100V99H11ZM35 100V99H34ZM93 100V99H92ZM101 100V99H100ZM229 100H231L230 101V103H229ZM23 101V100H22ZM22 101H21V103H22ZM91 101V100H90ZM106 101H108V100H106ZM110 101V102H111ZM197 101V100H196ZM12 102V101H11ZM26 102V101H25ZM49 102V101H48ZM95 102V101H94ZM245 102H246V105H244L245 104ZM9 103V102H8ZM20 103V102H19ZM46 103H47V101H46ZM80 103V102H79ZM90 103V102H89ZM112 103V102H111ZM178 104H179V102H177ZM199 103V102H198ZM211 103H212V105H211ZM23 104V103H22ZM21 104V105H22ZM82 104V103H81ZM102 104V103H101ZM108 104H110V103H108ZM154 104H156L155 106H154ZM186 105H187V103H185ZM260 104V103H259ZM24 105V104H23ZM46 105H48V104H46ZM114 105V104H113ZM112 105V106H113ZM172 105V106H173ZM182 105V104H181ZM185 105V106H186ZM211 105V106H210ZM230 106V109H229V107H227V106ZM90 106V105H89ZM100 106V107H99ZM105 106V105H104ZM107 106V105H106ZM154 106V107H153ZM47 107V106H46ZM51 107H52V104H51ZM77 107H79V106H77ZM88 107V106H87ZM108 107H109V105H108ZM125 107L127 108L128 107V110H126V112L124 111L125 110ZM145 108L146 109V114H147V120H146V123H145V125H144V129L143 130H145L144 132H145V135L141 138V140H140V145L142 146V147H140V149H141V151L139 152V154L136 156L135 155V158L133 159L134 161L131 163L130 161H128L127 160V155H125V153H126V149L125 150H122V151H125V153H124V155H122V153H121V155H122V159L120 160V162L118 163V165H117V167H116V164H115V167L117 168V169H119V172L118 173H120V172H126L127 170L126 169H128L129 171L131 170V175H126L127 177H125L124 179H122L123 181H122V183H120V185H119V187H117V189H115V187H114V183H116V180L114 181V183H113V181L110 179V180H108V181H106V182H102V183H99L100 181H102V177H103V175L106 173V171H108V173H110V176L112 175V173L113 172H116V171H113V170H115L114 169V167H113V169H112V167H106L108 164H106V162H104L105 163V165L106 166H104L103 165V162H102V165L100 164V167L99 168H97V169H93V165L92 166H90V168L91 169H93V171H94V173H92V178H91V176H89V179L92 181V182H96V183H99V185H101L102 186V184L104 185L103 187H102V191H100L99 189H98V191H100L99 193H98V195L97 196H95L96 198H94L93 196H91L90 194L92 193L91 192V190L89 189V187L91 186V184H90V182L91 181H89V182H87V180H86V183H89V184H85V188L86 189H84L83 190V192L84 193H81V192H78V190H80V189H76V190H74V191H70L69 189H67L68 188V184L70 185V183H66V181H68V177L69 176H71L70 174L72 173H70V171H71V165H72V162L71 161H74V160H72V159H75L74 158V152H75V147H77L75 144H76V142L77 143H80V145L81 146H79V147H82V150H81V153H80V155H79V159L77 160V162H78V167H77V169H76V171L77 172H79V175L81 174H83V172L81 173V170H83L84 168H86L87 166H88V168H89V165H85V163H87V162H85V160H87L88 159V157L89 156H86L87 154L89 155V146H90V143L92 144V142L93 143H95V146H96V148H97V151H101L102 150V148H103V146H104V144H108V146H109V150L107 151V157H113V156H115V154L117 155V151H119L118 150V148H120V145L121 146H125V144H127V140H129L130 141V145H131V149H133V148H135L136 147V143H137V135L139 136V131H140V129H139V126H138V121H139V117H141L142 116V114L140 113V109H141V111L143 112V110H142V108ZM176 107V106H175ZM226 107L230 110V112H231V114H232V117L230 116V118H231V120H229V124H230V127H231V130H230V136H229V138L227 139V138H225L226 137V135H225V133L226 132H224L225 130H224V127H223V124L225 125V123L227 124V122H228V120H227V122L225 121L224 123H223V120H224V118H226L225 117V109H226ZM47 108H49V105H48V107ZM62 108V107H61ZM62 108V109H63ZM102 108V107H101ZM117 108V107H116ZM200 108V107H199ZM243 108H245L246 109V112H247V116H246V122L244 121V119H243V121H244V123L246 124V125H250L251 123H249V121L250 122H252L253 120H257L258 118H260L261 120H263L262 121V128H261V134L258 136V138H256L258 141H257V144H256V146H257V151L256 152H258V159L256 160V158L255 159H253L254 157V155H252L253 154V152L255 151V148L254 147H252V146H250V145H252L253 144V142H256V141H254L253 140V135H252V133H257V127L255 128L256 130H254L255 132H253L252 131V133H251V130L248 128V130H250V132H246V133H244L243 132V134L240 132V127H238V120L237 119H234V117H236V118H238L239 119V117H237L238 115L240 116V113L243 111ZM46 109V108H45ZM58 109H60V110H58ZM181 109V108H180ZM187 109H191V110H187ZM228 109H227V111H228ZM7 110H10L11 111V113H10V116L12 117V119H13V122H11V124H8V126L6 127V129L3 127L4 125H2L4 122H6V120L2 123V120H3V118H4V113H7L8 111ZM24 110H25V112H24ZM33 110H36V111H34V114H35V117L36 118H38V119H36V120H38L39 121V119H40V123L42 122V119H43V117H45V114H46V111L44 110V107L43 108H41V109H33ZM32 110V111H33ZM66 110H67V108H66ZM81 110V109H80ZM112 110V109H111ZM111 110H109V111H111ZM7 111V112H6ZM64 111V110H63ZM86 112H87V110H85ZM163 111H162V114H163ZM167 112H169L168 110H166ZM185 111V110H184ZM47 112V113H48ZM85 112V113H86ZM114 112V111H113ZM116 112V111H115ZM174 112V111H173ZM211 112H212V115L214 114V112L216 113V118H214L215 120H212V118H211ZM229 112V111H228ZM48 113V114H49ZM88 113H89V110H88ZM258 113H260V115L258 116V118L257 119H255L256 118V115H258ZM87 114V113H86ZM129 114V116L131 115L132 116V122H131V124L128 126L127 124H126V122L124 121V118L127 116ZM139 114H141V116L139 115ZM145 114V115H146ZM159 114V112L157 113V115ZM194 114H195V116H194ZM230 114V113H229ZM23 116V119H24V121H23V126H19V125H17L16 123H18V120L19 121H21L20 119H18L19 118V116ZM33 115V114H32ZM89 115H90V113H89ZM93 115V114H92ZM91 115V116H92ZM200 115V116H199ZM227 116H228V113L226 114ZM22 116H21V119H22ZM60 116V115H59ZM95 116V115H94ZM129 116H127L128 118H129ZM130 116V117H131ZM160 116V115H159ZM171 116V115H170ZM243 115H242V113H241V117H242ZM245 116V115H244ZM62 117V116H61ZM171 117H173V116H171ZM198 117V121H197V118ZM56 118V119H57ZM5 119V118H4ZM10 119V118H9ZM8 119V120H9ZM44 119H46V118H44ZM44 119H43V121H44ZM92 119V118H91ZM116 119V118H115ZM130 119V118H129ZM141 120L143 119V118H140ZM242 119V118H241ZM100 120V121H99ZM144 120V119H143ZM158 120V119H157ZM172 120V119H171ZM47 121V120H46ZM96 121H98V123H96ZM103 121H102V124H103ZM170 121V120H169ZM240 121V120H239ZM255 121H253V122H255ZM258 121H260V120H258ZM22 122V121H21ZM34 122V121H33ZM37 121H35V123H36ZM48 122V121H47ZM58 122V121H57ZM82 123V127L80 128V130H79V134H80V136H79V138L77 137L78 136V133H76V131H78L77 129V127H76V125H78V124H76V123ZM140 122V121H139ZM157 122V121H156ZM257 122V121H256ZM38 123V122H37ZM90 123H92V122H90ZM155 123V122H154ZM167 123H169V122H167ZM199 123V125H200V128H201V130L199 131V133L196 131V127H199V126H196L197 124ZM52 124V123H51ZM50 124V125H51ZM54 124V123H53ZM76 124V125H75ZM114 124V123H113ZM112 124V125H113ZM142 124V123H141ZM242 124V123H241ZM240 124V125H241ZM258 124H259V122H258ZM55 125H54V127H55ZM80 125V124H79ZM108 125V126H109ZM111 125V126H112ZM212 125H214V127L212 126ZM239 125V126H240ZM244 125V124H243ZM252 125H255V124H252ZM37 126V125H36ZM39 126H40V124H39ZM38 126V128H40V129H38L37 130V132H39V136L41 135V136H43V131H44V129H42L43 128V125L42 126H40L39 127ZM86 126H88V127H86ZM107 126V125H106ZM106 126H104V127H106ZM114 126V125H113ZM114 126V127H115ZM168 126V125H167ZM171 126V125H170ZM226 126V125H225ZM228 126V125H227ZM256 126H257V123H256ZM31 127H33L34 128V123H33V125L31 126ZM55 127V128H56ZM80 127V126H79ZM99 127V128H98ZM103 127V126H102ZM110 127V126H109ZM113 127V128H114ZM115 127V128H116ZM129 127V131H130V134L128 135V132L126 131V130H128L127 128ZM150 127V128H149ZM183 127H186L187 129H188V131H186V130H183L184 128ZM242 127V126H241ZM248 127H250V126H248ZM32 128V129H33ZM64 128H65V131H64ZM89 128V129H88ZM164 128H165V130L166 131H163L164 130ZM172 128H173V126H172ZM183 128V129H182ZM226 128V127H225ZM31 129V133H32V130ZM35 129V128H34ZM253 129V128H252ZM258 129H260V127L258 128ZM53 130H54V128H53ZM142 130V131H143ZM152 130V131H153ZM228 130H229V128H228ZM102 131V130H101ZM242 131V130H241ZM247 131V130H246ZM67 132V131H66ZM103 132H105V131H103ZM153 132H156V131H153ZM156 132V133H157ZM194 132H197L198 133V136L197 137H199V138H196V139H194L193 137L195 136V134L196 133H194ZM228 132V131H227ZM45 133V132H44ZM48 133V132H47ZM106 133V132H105ZM260 133V132H259ZM33 134H34V131H33ZM53 134V133H52ZM68 134V133H67ZM150 134V135H149ZM176 134V133H175ZM214 135L215 136V138H214V141L213 140H211V141H213V142H211V144L210 145H208V146H206L207 144H209V141H210V139H212L211 137V135ZM6 135V136H7ZM35 135V134H34ZM33 135V136H34ZM141 135V134H140ZM154 135H155V133H154ZM168 135V136H169ZM176 135V136H177ZM189 135V137L190 138H192L194 141L195 140H197V139H199V141L197 140V141H195V142H192L193 140H191V142H182L185 138H187V136ZM193 135V136H192ZM49 136V135H48ZM105 136H106V134H105ZM150 136V137H149ZM171 136V135H170ZM256 136V135H255ZM22 137H23V139H22ZM50 137V136H49ZM48 137V138H49ZM188 137V138H189ZM40 138V137H39ZM51 138V137H50ZM52 138H53V136H52ZM66 138V137H65ZM150 138V139H149ZM155 138V137H154ZM155 138V139H156ZM166 138V139H165ZM169 138V137H168ZM44 139V138H43ZM42 139V140H43ZM176 139V138H175ZM21 140H23L24 141V146L22 145L23 144V142H22V144L20 143L21 142ZM55 140V139H54ZM53 140V141H54ZM100 140H101V142H100ZM189 140V139H188ZM253 140V141H252ZM33 141V142H32ZM185 141V140H184ZM36 142V141H35ZM34 142V143H35ZM41 142V140H39V143ZM46 142H48V141H46ZM97 142V143H96ZM139 142V141H138ZM152 142V141H151ZM170 142V141H169ZM168 142V143H169ZM18 143H19V146H23L24 147V149H25V151L23 150L22 152L23 153H21V156L19 157V159H17L16 160V158H15V156H17V152H18ZM38 143V142H37ZM104 143V144H103ZM21 144V145H20ZM53 144V143H52ZM136 144V145H135ZM152 144V143H151ZM150 144V145H151ZM155 144V145H156ZM167 144V143H166ZM165 144V145H166ZM48 145V144H47ZM103 145V146H102ZM139 145V146H140ZM180 145V146H179ZM34 146V145H33ZM32 146V147H33ZM41 146V145H40ZM44 146H45V143H44ZM60 146V145H59ZM210 146V147H209ZM41 147H43V146H41ZM41 147H40V149H41ZM93 147V146H92ZM137 147H138V145H137ZM150 147V146H149ZM31 148V149H30ZM54 148V147H53ZM78 148V147H77ZM122 148V147H121ZM127 148V147H126ZM129 148V147H128ZM152 148V147H151ZM19 149H20V147H19ZM22 149V148H21ZM42 149H44V148H42ZM41 149V150H42ZM51 149V148H50ZM61 149V148H60ZM105 149V148H104ZM163 149H165V148H163ZM167 149V148H166ZM178 149H181V154H180V157H179V162H178V164L176 165V166H178V168L175 166V164L174 165H172L173 163L172 162H170V161H172V159H170L169 157H171V156H177V152H178ZM94 150H95V148H94ZM134 150V149H133ZM133 150H131V152L133 151ZM138 150V149H137ZM78 151V150H77ZM92 151V150H91ZM106 151V150H105ZM121 151V152H122ZM149 151H151V149L149 150ZM165 151V154H166V150H164ZM163 151V152H164ZM34 152V151H33ZM39 152H41L40 150H39ZM38 152V153H39ZM80 152V151H79ZM96 152V151H95ZM117 152V153H116ZM129 152H130V150H129ZM128 152V150H127V153H129ZM130 152V153H131ZM162 152V151H161ZM162 152V153H163ZM241 152V153H242ZM246 152V153H245ZM20 153V152H19ZM77 153V152H76ZM96 153H98V152H96ZM96 153H95V155H96ZM106 153V152H105ZM134 153H136V151L134 152ZM43 154V153H42ZM45 154V153H44ZM79 154V153H78ZM132 154V153H131ZM105 155V154H104ZM103 155V156H104ZM130 155V154H129ZM128 155V156H129ZM240 155H242V154H240ZM33 156V155H32ZM76 156V155H75ZM78 156V155H77ZM120 156V155H119ZM131 156V155H130ZM148 156H149V158H148ZM160 156V157H159ZM175 156V157H176ZM190 156H193V159L194 160H192V161H194L193 162V164H190V162H191V160L190 161H188L189 160V157ZM60 157H62L63 158V165L62 164H60V166L62 165V170H61V167L60 166H58L59 164L57 163V161L60 159ZM87 157V158H86ZM95 157V156H94ZM97 157V156H96ZM95 157V159L97 160L98 158H96ZM102 157V154H101V156H100V158ZM132 157V156H131ZM219 157V158H218ZM43 158H45V156L43 157ZM86 158V159H85ZM90 158V157H89ZM99 158V159H100ZM114 158V157H113ZM116 158V157H115ZM128 158H130V157H128ZM147 158L148 159H150L151 160V166L149 165V169L150 170H148L149 171V179H148V183H147V186L145 185L144 186V188H145V191H144V194L142 195V196H140L139 198H138V193H139V189H141L142 190V183H144V181L142 180V177H141V175H142V172H143V170L146 168V165H147V163H146V161H147ZM191 158V157H190ZM46 159V160H47ZM95 159L92 161V162H95V163H97L96 161H95ZM99 159H98V161H99ZM110 159V158H109ZM169 159H170V161H169ZM238 159H239V161H238ZM163 160V159H162ZM175 160V159H174ZM178 160V159H177ZM232 160H231V162H232ZM253 160H255V161H253ZM30 161V160H29ZM110 161H112V159L110 160ZM115 161V160H114ZM220 161V160H219ZM60 162V161H59ZM228 162H229V160H228ZM32 163V162H31ZM44 163V164H43ZM95 163H94V166H95ZM108 163V162H107ZM110 163V162H109ZM163 163V162H162ZM161 163V164H162ZM192 163V162H191ZM221 163V162H220ZM219 163V164H220ZM244 163V162H243ZM112 164V163H111ZM159 165V166H162V165ZM217 164H218V162H217ZM224 164H225V166H224ZM229 164V163H228ZM84 165L86 166V167H84ZM130 165V166H129ZM230 165V164H229ZM239 165H241V163L239 164ZM15 166L17 167V169L15 168ZM173 166H175V168L173 167ZM205 166V170H203L202 168ZM231 166V165H230ZM238 166V167H237ZM255 166V165H254ZM45 167V168H44ZM60 167V168H59ZM74 167V166H73ZM131 167V168H130ZM163 167H164V165H163ZM179 167H180V171H179V175H176V176H171L172 174H170V172H171V170L174 168V169H176L177 168V170L179 169ZM229 167V166H228ZM227 167V168H228ZM59 168V169H58ZM160 168H162V167H160ZM213 168V169H212ZM226 168V169H227ZM230 168V167H229ZM247 168H246V170H247ZM170 169V170H169ZM231 169V168H230ZM252 169H253V167H252ZM85 170V169H84ZM192 170H195L194 172L196 173V175H194L193 174V172H192ZM203 171V173H201L202 171ZM249 170V169H248ZM73 171V170H72ZM75 171V170H74ZM73 171V172H74ZM86 171H89V170H85V172ZM156 171H157V173H156ZM162 171V170H161ZM170 171V172H169ZM201 171V172H200ZM219 171V170H218ZM223 171H225V169L223 170ZM223 171H221V174H218V175H223V174H225V173H223ZM237 171V170H236ZM245 171V170H244ZM249 171H251V168H250V170ZM128 172V171H127ZM126 172V173H127ZM174 172H175V170H173V174H174ZM178 172V171H177ZM226 172V171H225ZM246 173H250V172H247V171H245ZM70 173V174H69ZM144 173V172H143ZM172 173V172H171ZM255 173V172H254ZM28 174H30V176L28 175ZM31 174H32V176H31ZM78 174V173H77ZM113 174H115V173H113ZM124 174V173H123ZM130 174V173H129ZM141 174V175H140ZM208 174V173H207ZM228 174V173H227ZM245 174V173H244ZM243 174V175H244ZM28 175V176H27ZM120 175V174H119ZM145 175H146V172H145ZM144 175V176H145ZM175 175V174H174ZM204 177H203V176ZM213 176H215L216 175V173H215V175L214 174H212ZM211 175V176H212ZM226 175V174H225ZM237 175V174H236ZM17 177V179H20V178H22L23 180H25V181H27L28 179H31V180H36V181H38V185H36V186H34L33 187V189L31 188V186H32V184H24L25 182H23V185H21V184H19V186L21 185V188H20V192L19 193H15V194H13L12 192L14 191V182H13V177ZM44 177V180H43V178L41 179V177ZM60 176H61V178H60ZM109 176V175H108ZM118 176V175H117ZM191 176V177H190ZM210 176V175H209ZM210 176V178L211 179H213L212 177ZM234 176V175H233ZM40 177V178H39ZM62 177L64 178L63 180H65V183H61L62 185L60 186V187H58V185H57V182L59 181V178L60 179H62ZM79 177V176H78ZM107 177V176H106ZM121 177H122V173H121ZM146 177V176H145ZM208 177V176H207ZM222 177H225V176H222ZM221 177V178H222ZM227 177V176H226ZM236 177V176H235ZM238 177V176H237ZM246 177H247V175H246ZM250 176H248V178H249ZM263 177V176H262ZM105 178V177H104ZM112 179H113V177H111ZM147 178V177H146ZM145 178V179H146ZM245 178V177H244ZM259 178V179H258ZM264 178V177H263ZM262 178V179H263ZM21 179V180H22ZM106 179H108V177L106 178ZM144 179V178H143ZM250 179V178H249ZM20 180V181H21ZM22 180V181H23ZM41 180H43V181H41ZM70 180V179H69ZM157 180H160V179H157ZM207 180V179H206ZM242 180H244V179H242ZM32 181V182H33ZM143 181V182H142ZM146 181H147V179H146ZM202 181V182H201ZM215 181V180H214ZM232 181V180H231ZM247 181H249V180H247ZM253 181V180H252ZM254 181H253V183L252 184H255L254 183ZM262 181V180H261ZM28 182V181H27ZM30 182V181H29ZM39 182H41V183H39ZM91 182V183H92ZM192 182V181H191ZM210 182V181H209ZM222 182V181H221ZM233 182V181H232ZM231 182V183H232ZM235 182V181H234ZM242 182V181H241ZM17 183H19L18 181H17ZM31 183V182H30ZM72 183V182H71ZM79 183H81L80 181H79ZM193 183V182H192ZM211 183V182H210ZM245 184H246V182H244ZM264 183V182H263ZM117 184V183H116ZM133 184V185H132ZM194 184V183H193ZM196 184V185H197ZM243 183H241L240 184V186L242 185ZM262 184V183H261ZM14 185V186H13ZM72 185V184H71ZM77 185V184H76ZM79 185H81V184H79ZM94 184H92V186H93ZM195 185V184H194ZM195 185V186H196ZM211 185V184H210ZM208 186V187H212V185L211 186ZM234 185V184H233ZM244 185V184H243ZM259 186L258 187H260V184H258ZM82 186V185H81ZM81 186H79V187H81ZM92 186L90 187V188H92ZM100 186V187H101ZM132 186H134V189H135V191L137 192L135 195H134V197L133 198H131L130 199V202H128V201H126L125 203H127L128 202V204H126V205H124L123 204V201L124 200H126L125 199V196H126V190H128V188L130 187V189H132L133 187ZM204 186V185H203ZM230 186V185H229ZM245 186H247V185H245ZM256 185H254V187H255ZM17 187L18 186H16L15 187V190H17ZM77 187H78V185H77ZM132 187V188H131ZM142 187V188H141ZM252 187H253V185H252ZM74 188V187H73ZM75 188H76V186H75ZM74 188V189H75ZM202 188V187H201ZM200 188V189H201ZM204 188H205V186H204ZM232 188V187H231ZM230 188V189H231ZM236 188V187H235ZM237 188H238V186H237ZM240 188H242V186L240 187ZM256 189H258L257 188V186L255 187ZM254 188V189H255ZM13 189V190H12ZM209 189H211V188H209ZM242 189H244V187L242 188ZM254 189H252L253 191H255L256 192V189L254 190ZM67 190H69L71 193H72V195L71 196H69V193L67 192ZM72 190V189H71ZM89 190V191H88ZM139 190V191H138ZM172 190H174V192H171ZM205 190V189H204ZM227 190V189H226ZM232 190H234V189H232ZM232 190H230V191H232ZM259 190H261L260 188H259ZM262 190H264V189H262ZM261 190V191H262ZM197 191H199V190H196V192ZM202 191V190H201ZM201 191H199L200 192V194H201ZM238 191V190H237ZM243 191V190H242ZM55 192H58L59 194H60V197H59V199H58V201L56 202V203H54L53 204V199H54V196L56 195L55 194ZM91 192V193H90ZM129 193H130V191H128ZM184 192V193H185ZM199 192H197V195L199 194ZM234 192V191H233ZM241 192V191H240ZM191 193H192V191H191ZM195 193V192H194ZM202 193H204L203 191H202ZM214 193V192H213ZM243 193V192H242ZM242 193H241V195H242ZM254 193V192H253ZM252 192H250L249 193V195H248V200H249V202H251V200L253 199V195L255 196H257V194H253ZM262 193H264V192H262ZM0 194H1V192H0ZM44 194V195H43ZM55 194V195H54ZM94 194V193H93ZM183 194V193H182ZM205 194V193H204ZM210 194H212L211 192L208 194V196H207V203L208 204H206V206H204V209L201 207V210H204L205 211V213L206 214H208L209 212H211L212 211V209H214L215 210V212L217 213V215H219V216H223V215H220L221 214V211H223V207H222V205H221V202L220 201H222V200H220L219 202H217V203H215L214 202V199H213V202L211 203V200H212V196L213 195H210ZM236 194V193H235ZM3 195H1V196H3ZM190 195V194H189ZM189 195H188V197H189ZM201 195H203V194H201ZM223 195V194H222ZM68 196L70 197V199H68ZM174 196H172V197H174ZM183 196V195H182ZM185 196V195H184ZM193 196V195H192ZM199 196V195H198ZM197 196V197H198ZM204 196L205 195H203V199H204ZM225 196V195H224ZM260 196V195H259ZM263 197H264V195H262ZM31 197H32V200H31ZM200 198H201V196H199ZM198 197V198H199ZM206 197V196H205ZM215 197V196H214ZM220 197V196H219ZM223 197V196H222ZM239 197V196H238ZM245 197V196H244ZM81 198V199H80ZM129 198V195L127 196V199ZM185 198V197H184ZM193 198V197H192ZM198 198H196L195 197V199H198ZM240 198V197H239ZM16 199H20V200H18V201H20L21 202V205H20V208H19V211L17 210V211H15L14 210V206L13 205H16L17 204V200ZM31 201H30V200ZM118 200L119 199V203H117L114 207H113V205L112 204H114V202H115V200ZM174 199H176V198H174ZM173 199V200H174ZM178 199V198H177ZM176 199V200H177ZM181 199V198H180ZM224 199V198H223ZM254 199H255V197H254ZM254 199H253V202H254ZM257 199V198H256ZM187 200V203L189 202L188 201V198L186 199ZM205 200V199H204ZM216 200V199H215ZM243 200V199H242ZM42 201H45L46 202V204L43 206V205H41L40 203L42 202ZM105 201H108V204L109 205H112V207H106L105 205H103V203L105 202ZM178 201H179V199H178ZM193 201V200H192ZM217 201V200H216ZM241 201V200H240ZM256 201V200H255ZM15 202H16V204H15ZM117 202V201H116ZM170 202V201H169ZM177 202V201H176ZM186 202V201H185ZM201 202V201H200ZM263 202V201H262ZM193 203V202H192ZM205 203V202H204ZM223 203V202H222ZM237 203H238V201H237ZM241 203V202H240ZM167 204V203H166ZM170 204H172V203H170ZM175 204V203H174ZM178 204V203H177ZM176 204V206H177V208H178V205ZM189 204V203H188ZM199 204V202L197 203V205ZM228 204H230V203H227V205ZM261 204H263V203H259V205H258V207L257 208H255L254 209V211L253 212H255V211H257V209L260 207V205ZM102 205L103 206H105L106 208H107V210H106V215L101 219V225L99 224V226H100V228L99 227H97V228H99L100 230V232H102V236H101V242H100V244H96L95 245V242L97 241V242H99L100 241V239L97 237V236H95L94 234H92V232L94 231V229H93V227L95 226V222L94 221H92V222H90V223H88L89 225L87 226L88 228L86 229V232H85V239L83 240V243L82 244H80V243H77L78 241H77V238H79L80 237V235L78 234L79 233V231H81L82 232V229H81V221L83 220V216L81 215V212H80V210H81V208L82 207H85L84 209L86 210V208L87 209H89L90 210V208H92V207H96L99 211H101V209L103 208V210H105L104 208L105 207H102ZM124 205V206H123ZM161 205V206H160ZM186 205V204H185ZM191 205V204H190ZM189 205V206H190ZM196 205V204H195ZM226 205V206H227ZM231 205V204H230ZM237 205V204H236ZM244 205H246L245 204V202H244ZM11 206H13V209L12 210H14L15 211V214H12L11 212H10V209L12 208ZM165 206V205H164ZM169 206V205H168ZM175 206V205H174ZM187 206V205H186ZM186 206L185 207H183L182 208V210L179 212V215H178V217H177V221L175 222L176 223V225H177V231L179 230V232L181 231V229H183L184 227V225L186 226L187 224H185V223H187L186 221H187V219L188 218H186L187 217V213L189 212V210L186 208ZM200 206V205H199ZM224 206H225V204H224ZM225 206V207H226ZM16 207V206H15ZM19 207V206H18ZM33 207H34V205H33ZM188 207V206H187ZM230 207V206H229ZM233 207V206H232ZM231 207V208H232ZM0 208H1V206H0ZM151 208H153V207H151ZM175 208V207H174ZM174 208H173V206L172 205H170L169 206V209L167 210V212H166V214L164 215L163 214V216H165V220H164V222H163V218H159V219H162V221L161 222H163V224H162V226H161V229H160V236L161 237H163L162 236V234L163 233H170V231L172 230L171 228H173V227H175L172 223L174 222L173 220L174 219H172L173 217H172V214H175V213H173V211H174ZM190 208V207H189ZM193 208V207H192ZM231 208H230V211H231ZM261 208V207H260ZM259 208V209H260ZM7 209H9V212L11 213V215L9 214V216L6 218V216H7ZM17 209V208H16ZM84 209L83 210H81V211H84ZM97 209H96V211H97ZM160 209L158 208V209H156V211H154V212H156L157 214H159L160 215V212H162V209H161V211H160ZM176 209V208H175ZM226 209V208H225ZM32 210V209H31ZM88 210V211H89ZM95 210V209H94ZM102 210V211H103ZM194 211H193V215H192V219H193V221H194V224H192V225H194V231L192 232V230H191V232H192V234H195V237L197 236V233H200L199 231H198V227H201L200 226V221H199V217H197V218H199L198 219V222L196 221V219H195V209H193ZM198 210V209H197ZM199 210H200V207H199ZM245 210V209H244ZM253 210V209H252ZM35 211V210H34ZM34 211H33V213H34ZM37 211H38V213H37ZM87 211V210H86ZM92 211L93 210H91L90 211V213L92 214ZM98 211V212H99ZM188 211V212H187ZM190 211H192V210H190ZM228 211H229V209H228ZM228 211H226L225 210V212H226V214H227V212ZM230 211L228 212L229 214H230ZM13 212V211H12ZM31 213H32V211H30ZM29 212V213H30ZM177 212V211H176ZM187 212V213H186ZM198 212V211H197ZM200 213H201V211H199ZM203 212V211H202ZM214 212V211H213ZM225 212H224V214H225ZM263 212V211H262ZM28 213V214H29ZM88 213V212H87ZM104 213V214H105ZM111 213H113V217H114V220L115 221H117L115 224V226H111V225H107L108 224V219L110 218V215H111ZM192 213V212H191ZM248 213V212H247ZM261 213V212H260ZM259 213V214H260ZM36 214H38V216H39V214H40V211L39 210H37L36 209ZM99 214V213H98ZM98 214H97V216H98ZM157 214H155V215H157ZM210 214V213H209ZM225 214V215H226ZM250 214V213H249ZM20 215V216H19ZM24 215V214H23ZM34 215H35V213H34ZM42 215V214H41ZM40 215V216H41ZM89 215V214H88ZM87 215V216H88ZM93 215V214H92ZM101 215V214H100ZM140 215H139V217H140ZM150 215V214H149ZM200 215V217H201V219L202 220H205V219H207V218H205V215H201V214H199ZM198 215V216H199ZM216 215V214H215ZM216 215V216H217ZM19 216V217H18ZM26 218H28V216H26V215H24ZM23 216V217H24ZM37 216V215H36ZM40 216H39V218H40ZM53 216H54V214H53ZM90 216V215H89ZM96 216V217H97ZM146 216H147V218H146ZM158 216V215H157ZM161 216V215H160ZM189 216V215H188ZM212 216V215H211ZM228 216V215H227ZM230 216V215H229ZM235 216V215H234ZM250 216V215H249ZM256 216H258L257 214H256ZM261 216V215H260ZM22 217V216H21ZM22 217V218H23ZM50 217H52V216H50ZM113 217H111L110 219L112 220V218ZM151 217V216H150ZM159 217V216H158ZM204 217V218H203ZM209 217V216H208ZM230 217H232V216H230ZM235 217H237V216H235ZM240 217V216H239ZM238 217V219L236 218V223H239L238 222V220L240 219ZM259 217V216H258ZM257 217V219H258V221L256 222L257 224H256V226H255V230L256 231H254V232H258L259 231V229H260V227L262 226V223L261 222H264V221H262V220H264L263 218H264V216H263V218L262 217H260V218H258ZM26 218H24V221L26 222ZM38 218V219H39ZM68 218H71V221L69 222V223H67V222H65L66 220H68ZM87 218V217H86ZM86 218H85V220H86ZM89 218V217H88ZM87 218V219H88ZM98 218V217H97ZM228 218V217H227ZM247 218V217H246ZM254 218V217H253ZM6 219V220H5ZM20 219V218H19ZM45 219V218H44ZM49 219H51V218H49L48 216L46 217V219L44 220V222H42L41 221V223H43V228H42V230H41V232L42 233H40V238H44L43 236H44V234H45V230L47 231V227H48V222H49ZM90 219H92V218H90ZM95 219V218H94ZM145 219H143V220H145ZM158 219V218H157ZM158 219V220H159ZM189 219H191V218H189ZM191 219V220H192ZM200 219V220H201ZM209 219H211V218H209ZM208 219V220H209ZM232 219V218H231ZM251 218L250 217H248V219H246L245 221H244V223L242 224L243 225V227H242V233H244V231H247V229L249 230L250 229V223H251V220H250ZM21 220V219H20ZM70 220V219H69ZM136 220V219H135ZM141 220V219H140ZM138 221L139 222V224H137V225H140V223H142V221ZM218 220V219H217ZM235 220V219H234ZM244 220V219H243ZM255 220H256V218H255ZM40 221V220H39ZM51 221V220H50ZM52 221H53V219H52ZM166 221V222H165ZM190 221V220H189ZM193 221H190V222H193ZM228 221V220H227ZM36 222H38L36 219H32V221L29 223L30 225H25V230L26 229H29V228H31L32 229V226H33V228H34V224L36 223ZM88 222V221H87ZM111 222V221H110ZM110 222H109V224H110ZM136 222V221H135ZM135 222H131V225L129 226L130 227V229H129V236H131L130 238H129V240H131V241H129V244H128V251H130L129 253H128V255H129V257L131 256V255H133L132 253H131V248H133L134 246H133V241H134V239H135V241H134V243L137 241V235L135 234L136 232L135 231H137V229H138V227H137V225H136V223ZM143 222H145V221H143ZM154 222V221H153ZM157 222V221H156ZM202 222V221H201ZM218 222V221H217ZM255 222V221H254ZM253 222V223H254ZM52 223H54V222H52ZM51 222H50V226H51V224H52ZM82 223H84V221L82 222ZM127 223V224H128ZM146 223H147V221H146ZM152 223V222H151ZM174 223V224H175ZM183 223H184V225H183ZM189 223V222H188ZM205 223V222H204ZM204 223H203V225H204ZM225 223H227L226 222V220H225ZM235 222H233L232 223V229H231V231H230V233H231V235L229 236V239H228V243L227 244H224V245H227V256L229 257L230 255L229 254H231L230 252L232 251L233 252V249H232V247H231V245L234 243V242H232V240L234 239V238H236V236L234 237V231L236 230V227L239 225H237ZM261 223V224H260ZM22 224H24L23 223V221H22V223H21V225ZM27 224V223H26ZM37 225H38V223H36ZM112 224V223H111ZM114 224V223H113ZM171 224L173 225V227H171L170 228V230L168 231V229H169V227L171 226ZM264 224V223H263ZM20 225V226H21ZM36 225V226H37ZM85 225H87L86 224V222H85ZM97 225V224H96ZM144 225V224H143ZM156 224L154 223V226H155ZM191 225V226H192ZM235 225H237V226H235ZM260 225V226H259ZM35 226V227H36ZM40 226V225H39ZM38 226V227H39ZM42 226V225H41ZM108 226H111L112 227V229L110 228H108ZM140 226H142V224L140 225ZM139 226V227H140ZM147 226H148V224H147ZM146 226V227H147ZM189 226V224L187 225V227ZM206 226H207V223H206ZM223 226H224V228H226L227 227V225H224L223 224ZM226 226V227H225ZM22 227V226H21ZM136 227H137V229H136ZM145 227V226H144ZM150 227V226H149ZM148 227V228H149ZM239 227V226H238ZM249 227V228H248ZM23 228V229H24ZM37 228V227H36ZM49 228V227H48ZM101 228H103V230H101ZM128 228V227H127ZM190 228V227H189ZM188 228V229H189ZM223 227H221L220 229H219V233L224 229ZM35 229V228H34ZM39 229V228H38ZM69 229V231H70V235L69 236H67V237H65V233H67V231L66 230H68ZM81 229V230H80ZM144 229V228H143ZM184 229H186V228H184ZM187 229V230H188ZM192 229H193V227H192ZM24 230V231H25ZM30 230V229H29ZM28 230V231H29ZM138 230H140V229H138ZM159 230V229H158ZM175 230V229H174ZM190 230V229H189ZM188 230V231H189ZM199 230L201 231L202 230V227H201V229L199 228ZM261 230V229H260ZM28 231H25V232H27L28 233ZM39 231V230H38ZM145 231V230H144ZM176 231V230H175ZM174 231V232H175ZM186 231V230H185ZM210 231H211V229H210ZM225 231V230H224ZM250 231V230H249ZM36 232H37V230H36ZM35 232V233H36ZM48 232V231H47ZM96 232V231H95ZM138 232V231H137ZM172 233H173V231H171ZM182 232V231H181ZM190 232V231H189ZM84 233V232H83ZM94 233V232H93ZM144 233V232H143ZM183 233V232H182ZM222 233V232H221ZM238 233V232H237ZM241 233V232H240ZM240 233H238V234H240ZM250 233V232H249ZM29 234V233H28ZM96 234V233H95ZM126 234V233H125ZM135 234V235H134ZM145 234H147V233H145ZM176 234V233H175ZM188 234V233H187ZM192 234H190L189 233V235H192ZM214 234V233H213ZM213 234H209L210 235V237L213 235ZM216 234V233H215ZM234 234V235H233ZM245 234V233H244ZM244 234H243V238H245L244 237ZM251 234V233H250ZM255 234V233H254ZM38 235V234H37ZM78 235H79V237H78ZM101 235V234H100ZM150 235V234H149ZM166 236H167V234H165ZM169 235V234H168ZM173 235V234H172ZM178 235V234H177ZM176 235V236H177ZM182 235V234H181ZM181 235H179V236H181ZM186 235V234H185ZM198 235H200V234H198ZM223 235H224V233H223ZM237 235V234H236ZM249 235V234H248ZM19 236V235H18ZM39 236V235H38ZM37 236V237H38ZM171 236V234L169 235V237ZM176 236H173V238L174 237H176ZM179 236H177V237H179ZM183 236V235H182ZM181 236V237H182ZM214 236V235H213ZM212 236V237H213ZM256 236V235H255ZM254 236V237H255ZM262 236V235H261ZM16 237V238H15ZM29 237V236H28ZM34 237V236H33ZM136 237V238H135ZM165 237V236H164ZM163 237V238H164ZM168 237V236H167ZM168 237V238H169ZM181 237H179L180 239H182ZM184 237H186V236H184ZM195 237H194V242H195ZM208 238H207V243L211 240V238H209V236H207ZM222 237V236H221ZM224 237V236H223ZM237 237H239V236H237ZM257 237V236H256ZM32 238V237H31ZM124 238V237H123ZM173 238H171V239H173ZM187 239H188V237H186ZM186 238H184V240L182 239V240H180V239H176L177 240V243L179 242V241H181V243L182 242H188V240H186ZM190 238V237H189ZM199 238V237H198ZM203 238H205V237H203ZM215 238V237H214ZM38 239V238H37ZM42 239H40V240H37V241H35L36 243H34V246L33 247H31V245H30V247L32 248V250L31 251H29V253L32 255L31 257H33V259L34 260H37L38 258H37V256L38 255H40V252H42L43 250H41V247H43L44 246V243H43V241L45 240V238H44V240H42ZM80 239V238H79ZM96 239H98V240H96ZM158 239V238H157ZM155 240L152 244H150V243H144V244H142L140 247H139V250L141 251V253L137 256V258L131 263V264H144V262L141 260V257H142V255H143V251H145L146 249H148L147 248V246H151V248H153L152 250H153V253H152V257L149 259V261L148 262H146L145 264H154L155 263V261H157L158 262V257H159V255H160V248H162L161 246H160V244H162L163 243V239L161 240L162 241V243H160V242H158V240ZM159 239H160V237H159ZM192 239V238H191ZM196 239H197V237H196ZM202 239V238H201ZM220 239V238H219ZM54 240L53 241H51V242H54ZM124 240V239H123ZM145 240V239H144ZM170 240V239H169ZM179 240V241H178ZM222 240V239H221ZM220 240V241H221ZM264 240V239H263ZM46 241H48V240H46ZM46 241H44V242H46ZM55 241V242H56ZM80 241V240H79ZM160 241V240H159ZM165 241V240H164ZM166 241H167V238H166ZM165 241V242H166ZM193 241V240H192ZM191 241V242H192ZM199 241H200V239H199ZM214 241V240H213ZM234 241V240H233ZM236 241V240H235ZM254 241V240H253ZM55 242L53 243V244H51L52 246L55 244ZM56 242V243H57ZM116 242V241H115ZM124 242V241H123ZM128 242V241H127ZM144 242V241H143ZM150 242V241H149ZM171 242H173V240L172 241H170V243ZM176 242V241H175ZM184 242V243H185ZM198 241H196V243H197ZM201 242V241H200ZM199 242V243H200ZM210 242H212V241H210ZM209 242V243H210ZM222 243H224L223 241H221ZM245 242V241H244ZM243 242V243H244ZM252 242V241H251ZM254 242H256V241H254ZM40 243H43V244H40ZM120 243V242H119ZM122 243V242H121ZM126 243V242H125ZM167 244H169V242H166ZM180 243V242H179ZM178 243V244H179ZM189 243H190V241H189ZM195 243V244H196ZM208 243V244H209ZM243 243H242V245H243ZM257 243V242H256ZM260 243V242H259ZM262 243H264V242H262ZM50 244V243H49ZM78 244V245H77ZM123 244V243H122ZM176 244V243H175ZM187 244V243H186ZM194 244V245H195ZM198 244V243H197ZM196 244V245H197ZM207 244V245H208ZM211 244V246L213 245V243H210ZM43 245V246H42ZM65 245V244H64ZM114 245V244H113ZM117 245V244H116ZM121 245V244H120ZM163 245H164V243H163ZM166 245V244H165ZM171 246L172 245H174V243L172 244H170ZM169 245V246H170ZM185 245V244H184ZM189 245V244H188ZM187 245V246H188ZM206 245V244H205ZM217 245H218V243H217ZM221 245V244H220ZM234 245V244H233ZM264 245V244H263ZM261 243L257 246V248L255 247V245H254V247L256 248V250H255V252H254V257L251 259H249L248 258V260H251L250 262L251 263H254V264H259V262H260V258L262 259V258H264V252L262 251L263 250V246ZM51 246V247H52ZM59 246V245H58ZM123 246H125V245H123ZM126 246H127V244H126ZM210 245H208V247H211ZM219 246V245H218ZM217 246V247H218ZM263 246V247H262ZM120 247V246H119ZM122 247V246H121ZM168 247V246H167ZM196 247H198V246H196ZM207 247V246H206ZM221 246H219V248H220ZM127 248V247H126ZM136 248V247H135ZM218 248V251L221 249V248H223V246L219 249ZM251 248H252V246H251ZM251 248H250V250L249 249H247V251H246V254H247V252H251ZM254 248V249H255ZM50 249V248H49ZM116 249V248H115ZM134 249V248H133ZM133 249H132V251H133ZM196 249V248H195ZM199 249V248H198ZM205 249V248H204ZM208 249V248H207ZM207 249H206V253H207ZM211 249V248H210ZM209 249V250H210ZM224 249H225V247H224ZM224 249H223V251H224ZM232 249V250H231ZM235 249V248H234ZM253 249V248H252ZM253 249V250H254ZM184 250H186V249H184ZM238 250V249H237ZM28 251V250H27ZM51 251V250H50ZM113 251V250H112ZM122 251V252H121ZM221 251V250H220ZM220 251H219V253H216L215 254V256H220ZM226 251V250H225ZM236 251V250H235ZM239 251H241V249L239 250ZM47 252V251H46ZM48 252H49V250H48ZM96 252V253H97ZM116 252V251H115ZM146 252V251H145ZM145 252H144V254H145ZM168 252H169V250H168ZM181 252V251H180ZM211 252H213V251H211ZM210 252V253H211ZM215 252V251H214ZM222 252V251H221ZM25 253H27V252H25ZM111 253V254H110ZM238 253H241V252H238ZM205 254V253H204ZM204 254H203V256H204ZM222 254V253H221ZM245 254V253H244ZM43 255H44V251H43ZM80 255V254H79ZM195 255V253L193 254V256ZM205 255H208V254H205ZM236 256H237V254H235ZM25 256H26V254H25ZM30 256V255H29ZM65 256V259L63 258ZM145 256V255H144ZM167 256V255H166ZM178 257H179V255H177ZM208 256H210V255H208ZM218 256V257H219ZM239 256V255H238ZM111 257V256H110ZM128 257V258H129ZM202 257V256H201ZM218 257H216L214 260H217V258ZM251 257V256H250ZM25 258V257H24ZM23 258V259H24ZM26 258H27V256H26ZM26 258H25V260H26ZM186 258H188V257H186ZM206 258V257H205ZM204 257L202 258L203 260L205 259ZM221 258V257H220ZM225 258V257H224ZM227 258V257H226ZM245 258V257H244ZM247 258V257H246ZM32 259V261H33V263L35 262L34 260ZM48 259V258H47ZM112 259V258H111ZM130 259V258H129ZM191 259H194L192 256L191 257H189L188 259H186V260H183V259H180V260H183L184 262H182V261H180V260H177V257L175 256V254H172L171 256H169V258L167 259V261L165 262H161L160 264H182V263H187V264H189L190 262V260ZM198 259V258H197ZM228 259V258H227ZM24 260V261H25ZM27 260H28V258H27ZM50 260V261H51ZM128 260V259H127ZM145 260V259H144ZM163 260V259H162ZM199 260H200V258H199ZM206 260H208L207 258H206ZM231 260V259H230ZM245 260V259H244ZM241 261V264H244L245 263V261ZM263 260V259H262ZM23 261V260H22ZM24 261H23V263H24ZM42 261H45V260H42ZM128 261H130V260H128ZM228 261H229V259H228ZM227 261V262H228ZM40 262H41V260H40ZM47 262V261H46ZM131 262V261H130ZM191 262H193V261H191ZM201 262H204V261H202L201 260ZM248 262V261H247ZM250 262H248V263H250ZM32 263V264H33ZM36 263V262H35ZM34 263V264H35ZM38 263V262H37ZM129 263V262H128ZM216 263V262H215ZM222 263H224L223 261H222ZM225 263H226V261H225ZM235 263V262H234ZM247 263V264H248ZM26 264H27V262H26ZM40 264V263H39ZM43 264H45V262L43 263ZM126 264H127V262H126ZM201 264V263H200ZM205 264V263H204ZM208 264V263H207ZM212 264V263H211ZM217 264H220V262L219 263H217ZM228 264V263H227ZM233 264V263H232Z\"/></svg>",
	"mask_w": 264,
	"mask_h": 264
},
{
	"label": "rangeland",
	"instance_id": "obj_2",
	"mask_svg": "<svg viewBox=\"0 0 264 264\" xmlns=\"http://www.w3.org/2000/svg\"><path fill=\"white\" fill-rule=\"evenodd\" d=\"M5 1L8 3V4H6V5H8V9H7V7L5 8L4 6H3V8H5L4 10L3 9H1V5H5ZM9 1H10V3H9ZM9 1H7V0H0V3H1V5H0V10H2V11H0V38H3V39H0V44L2 45V43H4L3 45H4V47H2L1 46V48H2V52H3V49H5L4 50V52L3 53H1L0 54V56H2V57H0V98H2L3 97V91L5 90H7V93H9V94H7V97H8V99H7V97H6V99L5 100H10V101H8L7 102V104H9V105H13L12 103L14 102V96L12 97V96H10V95H12V94H14V86L15 85H17L18 83L16 82V81H18L19 82V84L18 85H25V83H27V82H29V80L30 79H32V81L33 82H36V83H34V84H37V85H34V84H32V85H34V86H36V87H34V88H32V85L30 86L31 88H32V91L34 92L35 91V94L33 93V95H31V94H27V93H24V97H23V101H22V103L24 104H22L21 103V101H19L18 102V105H19V107H21L20 109H22L23 107H25V104L27 105L28 104V100H30L31 99V97H32V99H31V101H32V103H33V105H34V101H35V103H37V104H35L34 106H32L33 107V109H41V108H43L44 107V110L46 111V114H45V117H43V119L44 118H46V119H44V121H43V119H42V122L40 123L39 121H40V119H39V121L38 120H36V119H38V118H36L35 117V114H34V111H36V110H33V109H28L29 111H30V113H32L30 116H31V118L33 119V121H32V124L30 125V136H31V134H32V139L34 140V142L32 143L33 145V147L31 146V158L28 160V163L29 164H33V163H35L34 161H36L37 162V159L38 158H40L41 156V159L43 160V161H45V164L43 165V166H46V168H47V164H48V162H49V159H47V158H49L50 157V155H51V153H52V151H56L59 147L61 148H59L58 150H62L63 149V145L62 144H60V143H63V142H66V140L68 139V135H69V130H68V127H65L67 130V132L65 131V128H64V134H63V139H62V141L63 142H59L58 143V141L56 140V138L54 137L55 135L54 134H57L56 133V131H57V125H55V124H58L59 123V121H61L60 119H62L63 117V119L62 120H66L67 119V117H66V115H67V113L66 112H68V109H69V107L71 106V107H73V105L75 104V103H73L72 102V100H73V94H71V93H73V90H74V85H75V82H76V77H77V75H78V72H77V70H78V68L77 67H79V65H78V63L80 64V61H81V56H80V52H78V50L80 51V49L83 47L84 49V51L83 52H85V55L86 56H88V57H85L84 56V58H82L83 60H84V65L83 66H85V69L82 67V69L83 70H85L86 72V75L89 73V74H92V68H93V66L95 65V64H97L96 65V67L99 69L98 71H97V69H96V71L97 72H102V74L101 73H98V77L99 78H97V87H96V85H95V82H93V81H88V84H86L85 86L87 87V85L89 86V87H87V88H89V89H87V90H89V91H87L86 90V87H85V93L82 95V98L78 101V103H76L74 106L76 107V108H79V109H77V116H79V114H80V116L79 117H81L82 115H87L88 116V118H90V119H88V126H90V125H93L94 124V122H95V120L93 121V119H95V118H97L96 116H98L99 118H101V117H103V115L105 114V111L107 110V108H108V110L106 111V112H111V113H109L110 115H112V117L114 118L113 119V121H112V124L115 126L116 124H117V122H115V120L117 121L118 120V117L116 116V115H114L115 113L117 114V112H118V106H117V104L115 105V103H116V101H115V98H117V96L116 95H118V94H120L121 93V87H122V84L124 83V81H125V79H124V76L121 78L120 77V79H118V81H115V85H114V77L117 75L118 76V74H119V71H120V69H125L124 71H126V74H127V79L128 80H126V81H128L129 83H127V85H129V86H131V87H129L126 91H130L131 90V88H132V79H134V75L132 74L131 75V73H133V70H132V64H138V62L139 63H141V60H143V57H144V54H142V53H140L139 51H141L142 52V50H143V53H144V50H146L147 48L146 47H148V45H149V42L152 40L151 38H153L152 36H155L154 35V33L155 34H158L159 32L161 33V32H163L164 33V36H166V38H168V40L166 39V38H164V39H166V43L164 44V45H166L169 41V43L167 44V47L166 46H164L165 48H164V50H165V52L167 53H164V52H162V51H157L156 53L154 52V58H155V60H153L155 63H154V65L155 66H157L158 67V65L159 66H161V64L166 60V61H168V63H166V64H163L162 66L164 67V66H166L165 67V69H169V65H176L177 63H179L180 62V60L182 61V59H183V57H184V52L189 48V52H191L192 51V49L191 48H195V45H196V43H197V40L195 41L194 40V38H190V36H187V35H185V40H184V38L182 39V40H180L181 42H176L175 43V41H176V37H177V34H179L180 35V33L182 34L183 32H182V30L183 29H181L182 27H183V23H182V21H183V18L185 17L184 15H186V14H189L192 10H194V11H192L191 12V14H193V17L191 16V14H190V16L194 19V24H192L193 25V27H192V25H191V32L192 31H194V30H197L198 28H199V26H200V22H201V17L203 18V16H204V18H206V19H209V20H206L207 22H208V24H209V26L210 27H206V30L208 31L209 29H210V31L211 30H213V28L215 27V20H217V19H219L218 17L220 16V14H223L224 13V15H221L222 17H225V15L226 14H230V17H231V19H232V22L229 24V27L230 28H233L234 26H236V24L238 23L237 22V20H239V23L238 24H241L242 25V22H243V25L241 26V29H242V27H243V29L245 28V26H246V28L244 29L246 32H247V30H248V28L247 27H249V26H247V25H249V24H247L248 23V20H250L251 18L253 19L254 17H255V15L253 16V15H251L253 12H252V10H253V7H249L250 5H248L247 7H248V9L247 10H249V11H247V10H245V11H247V12H250V13H246L245 11V13L246 14H244V15H242V13H240L241 15H242V17L244 18H242V17H240L241 15H237V14H239V10H236V11H231L232 10V8L233 7H235V9L236 8H239V5H241L242 4V2L241 1H239L238 0V2H237V0L236 1H229V0H224L223 2L224 3H226V4H224L223 2H220V3H215V5L213 4L212 6H214V7H206V6H204L203 4H202V1H205V0H195V2L193 3L194 4V6L192 7V9L190 10L189 8H187L186 6H182V5H184L185 3H186V0H172L173 1V5L171 6V8L173 9V13L172 14H174L175 12V17L177 18V19H175L176 21L175 22H173V24H169V26L167 25V26H165V22H164V19H166V14H165V12H166V9H165V3L163 2V0H161V2H156L155 4H156V6H155V8L158 10H155L153 13H150V10H149V8H146V9H148V10H143V9H141V8H139L140 9V14H139V16H142V15H144V16H142V18H141V20L143 21H141V20H139L140 18L138 17V19H136V20H134L135 18H137V9H132V10H130V9H128L129 11H130V13H128L129 11H127V9L125 10V7L123 6V3L121 2L122 0H101L102 2H103V4H102V2L101 1H99V0H90L94 5H96L95 7H92V8H89L88 6H86V5H89V4H92L91 2H87L86 3V1L87 0H85V2L83 1V0H73L72 2H69L70 0H67L66 1V3L64 2V1H62V0H56V3H58V1H59V8H58V10L57 9H55V10H53V13L52 14H56L55 16H53L52 17V15L51 16H48V15H46V16H43V17H41L40 16V12H42V11H44L45 9H46V6H45V9L44 10H39L38 11V8H39V3H38V0H29V4L30 5H35L34 6V8L32 7V6H28V7H25V9L24 8H21L20 6H19V4L17 3V0H9ZM78 1H79V3H78ZM108 1V2H107ZM112 1H114V5L111 3ZM116 1V2H115ZM120 1V2H119ZM212 2H214L213 0H211ZM210 0H209V2L210 3H212ZM228 1V2H227ZM254 1V0H253ZM21 2H23V0H21ZM31 2H32V4H31ZM61 2V3H60ZM62 2H64L65 4H66V6H68V7H66ZM73 2H75L76 3V7L74 8V4H73ZM98 2V3H97ZM162 2H163V4H162ZM176 2V3H175ZM179 2V3H178ZM3 3V4H2ZM14 3V4H13ZM15 3H17V4H15ZM72 3V4H71ZM100 3V4H99ZM106 3V4H105ZM116 3V4H115ZM117 3H119V6L121 5V6H123L124 7V10H123V12H121V10L119 11L120 12V14H121V21H119V24H116V27H115V24H114V22L112 23V22H110V24L112 25H110V26H108V27H110V29L109 30H106L105 29V27L103 26V25H101L102 26V28H104V31H102L101 32V30H103L102 28L100 29V33H99V35H97L98 36V38H95L96 40L97 39H99V41L101 42V43H99L98 42V44H96V46L98 45H100V47H97L96 48V46H95V41H93V39H89V38H87V37H91V38H94V36H93V34H91V30H90V28L92 27L91 25H92V18L91 17H94V16H102V15H100V13L101 14H103L104 15V12H106L107 10H111V11H113V12H116V9L117 8H119L120 9V7L119 6H117ZM230 5H229V4ZM237 3V4H236ZM252 3H255V1L254 2H252ZM81 6H80V5ZM196 4H202L203 6L202 7H197L196 6ZM219 4V5H218ZM223 4H224V6H223ZM228 4V5H227ZM257 4V2L255 3V4H253V5H256ZM15 5H16V7L19 9V7H20V9L18 10L16 7H15ZM77 5H79V7L77 6ZM99 5H104V7L103 8H101ZM116 5V6H115ZM160 5H163V6H160ZM19 6V7H18ZM62 6H63V8L64 7H66L64 10L62 9ZM84 6H86L87 7V9H86V7L84 8ZM97 6H98V8H97ZM109 6V7H108ZM112 6V8H110ZM160 6V7H159ZM174 6V7H173ZM179 6V7H178ZM11 7H13L12 8V10L14 9V7H15V9L12 11L11 10ZM61 7V8H60ZM108 7V8H107ZM123 7H121V8H123ZM159 7V8H158ZM164 7V8H163ZM181 7V8H180ZM229 7V8H228ZM30 8V9H29ZM33 8V9H32ZM72 8H74L75 9V11H76V14L74 13L75 11H73L74 9H72ZM82 8V9H81ZM105 8H107V10L105 9ZM115 9V11H114V9ZM161 8V9H160ZM194 8V9H193ZM196 8V9H195ZM204 8V9H203ZM209 8V9H208ZM212 8V9H211ZM214 8V9H213ZM226 8H228V9H225ZM231 8V10H229ZM252 8V9H251ZM10 10V11H7V10ZM23 9V10H22ZM62 11H61V10ZM97 9H99V10H101V11H98ZM105 9V10H104ZM208 9V10H207ZM15 10H17V11H15ZM33 10V11H32ZM80 10V11H79ZM84 10H88V11H84ZM96 10V11H95ZM143 10V11H142ZM161 10V11H160ZM175 10V11H174ZM187 10H189V11H187ZM222 10L224 11V12H222ZM227 10H229V12H227ZM4 11H5V13H4ZM32 11V12H31ZM65 12V16H64V20H65V22H63V20L61 19V18H63V14H61V13H59V12H62V13H64ZM91 11V12H90ZM98 11V12H97ZM207 11V12H206ZM1 12L3 13V14H1ZM8 12V13H7ZM12 12H18L17 14L16 13H12ZM35 12V13H34ZM38 12H39V14H38ZM55 12V13H54ZM87 12V13H86ZM126 12V14L128 13L130 16V18H129V20L128 21H126L125 20V18L124 17H126V14H124ZM134 12V13H133ZM146 12V13H145ZM156 12H158L157 14H156ZM188 12V13H187ZM220 12H222V13H220ZM227 12V13H226ZM27 13H28V15H27ZM59 13V14H58ZM69 13V14H68ZM74 13V14H73ZM83 13L85 14H88V16L86 15H83ZM97 13V14H96ZM99 13V14H98ZM145 13V14H144ZM150 14L149 16H148V14ZM164 13V14H163ZM209 14V16L211 17H208V14ZM219 14V16H218V14ZM14 14H15V16H14ZM61 14V15H60ZM94 14V15H93ZM132 14L134 15V18H133V16H132ZM162 14V15H161ZM183 14V15H182ZM204 14V15H203ZM211 14V15H210ZM228 14V15H229ZM233 14V15H232ZM247 14H250V15H247ZM254 14V13H253ZM3 15H5V16H3ZM13 15V16H12ZM18 15H20L19 17H18ZM35 15V16H34ZM58 15V16H57ZM60 15V16H59ZM75 15V16H74ZM82 15H83V17H85V19H87V18H89V21L91 20V22H89L88 21V19L85 21V20H83L84 18H82ZM136 15V16H135ZM153 15H155L154 16V18H152V20L150 19L149 20V18H150V16H153ZM22 16H24V17H22ZM40 16V17H39ZM77 16V17H76ZM147 17V18H144V17ZM189 16V17H190ZM207 16V17H206ZM251 16V17H250ZM4 17H5V20H4ZM13 17V18H12ZM18 17V18H17ZM55 17V18H54ZM74 17V18H73ZM87 17V18H86ZM132 17V18H131ZM217 17V18H216ZM238 19H237V18ZM247 17V18H246ZM248 17H249V19H248ZM12 18V19H11ZM43 20H42V19ZM49 18H54V20L52 19H49ZM57 18V19H56ZM81 18H82V20H81ZM236 18V24H235V19ZM2 19L5 21V23H4V21L2 22ZM33 19H34V21H33ZM123 19V20H122ZM133 19V20H132ZM244 21H243V20ZM246 19V20H245ZM251 19V20H252ZM7 20V21H6ZM10 20V21H9ZM29 20V21H28ZM62 20V21H61ZM132 20V21H131ZM137 20H139L140 21V24L141 25H139V21H137ZM163 20V21H162ZM9 21V22H8ZM48 21V22H47ZM130 21V22H129ZM150 21V22H149ZM156 23V25H154L155 23ZM247 23H246V22ZM255 21L258 23V18L257 19H255ZM31 24H30V23ZM60 22V23H59ZM68 22V23H67ZM85 22V23H84ZM88 22V23H87ZM123 24V22H125L123 25L121 24V23ZM127 22H129V23H127ZM159 22V23H158ZM210 22V23H209ZM3 23V24H2ZM40 23H42V25L40 24ZM51 23H53V25L51 24ZM61 23H63V26H60V25H62ZM66 23V24H65ZM72 23V24H71ZM75 23V24H74ZM77 23V24H76ZM136 23V24H135ZM147 23H150V24H152V25H154V26H150L151 27V29H150V27H148V24ZM174 23H175V25H174ZM28 24V25H27ZM38 24H39V26H38ZM70 24V25H69ZM81 24H84V25H86L85 27H83V25H81ZM161 24H162V26H161ZM235 24V25H234ZM4 25V26H3ZM7 25V26H6ZM88 25V26H87ZM118 25V26H117ZM128 25V26H127ZM137 25V26H136ZM145 25V26H144ZM234 25V26H233ZM49 26V27H48ZM64 26H66V27H64ZM75 26H76V29H75ZM114 26V27H113ZM120 26L122 27V28H120ZM124 26V27H123ZM134 26V27H133ZM173 26V27H172ZM208 26V25H207ZM212 26H214L213 28H212ZM233 26V27H232ZM29 27V28H28ZM74 27V28H73ZM82 27V28H81ZM117 27H118V29H117ZM127 27V28H126ZM138 27V28H137ZM148 27V28H147ZM164 27H166V28H168L169 30H168V33H166L165 34V32H167V31H163V30H166ZM195 27V28H194ZM48 28L50 29L49 31H48ZM59 28H60V30H64L65 28V30H64V32H62V31H60L59 30ZM74 29V30H72L71 31V29ZM86 28H89V29H86L87 31H88V35H87V37H86V35H85V37L82 35V34H80V33H82V31H85V33H87L86 32V30L85 29ZM114 28V29H113ZM134 28H136L135 30H137L138 29V31H135L134 30ZM171 28V29H170ZM197 28V29H196ZM216 28V27H215ZM215 28H214V30H215ZM2 29V30H1ZM79 29V30H78ZM108 29V28H107ZM112 29V30H111ZM126 29V30H125ZM158 29V30H157ZM179 29V30H178ZM181 29V30H180ZM241 30V31H243V33H246V32H244V30ZM82 30V31H81ZM111 30V31H110ZM115 30H119L118 32H119V34H117V31H115ZM152 30V31H151ZM160 30V31H159ZM46 31V32H45ZM47 31L49 32L48 33V35H47V37H45L46 35L45 34H47ZM58 31H60V33L58 32ZM75 32V34L77 35V37H76V35L74 36L73 34H71V32ZM79 31V32H78ZM132 31H135V33H136V35H137V33L140 35H137L138 36V38H139V41L137 40L136 42H141L140 44L139 43H135V45L137 46H139L138 48L136 47V50L138 51V52H136L135 51V49H132V48H134L135 46L134 45H132V44H130L129 43V40L127 41V36H130L132 33H134V32H132ZM148 31V32H147ZM180 31V32H179ZM208 32V34H209V36H210V33H211V35L213 34L212 32L213 31H211V32ZM39 34H38V33ZM52 32V33H51ZM104 32V33H103ZM173 32V33H172ZM58 33V34H57ZM61 33H63V34H61ZM103 33V34H102ZM109 33V34H108ZM121 33V34H120ZM134 33V34H135ZM172 33V34H171ZM49 34L51 35V37H49ZM60 34V35H59ZM80 34V35H79ZM122 34H124V35H122ZM175 34V35H174ZM208 34H207V36H208ZM38 35V36H37ZM79 35V36H78ZM91 35V36H90ZM104 35V36H103ZM107 35V36H106ZM119 35H120V37H121V40H123V41H121L120 40V37H119ZM126 35V36H125ZM135 35V36H136ZM142 35V36H141ZM148 35V36H147ZM149 35H150V37H149ZM72 36H74V39L73 38H70V37H72ZM83 38H85V39H87V40H90V41H86L87 43H84V45H86V46H84L83 44H82V46H81V44L80 43H82V37ZM96 36V37H97ZM137 36L135 37V38H137ZM169 36H171V37H169ZM49 37V38H48ZM56 37H58V40H55V39H57ZM82 39H81V38ZM99 37H101V38H99ZM106 37V38H105ZM107 37H110V39H112L111 41H113V42H111L110 41V39L109 38H107ZM122 37H124L126 40H125V42H127V43H125L124 42V39H122ZM141 37V38H140ZM193 37V36H192ZM32 38H33V41H32ZM40 38V39H39ZM44 40H43V39ZM60 38V39H59ZM76 38V39H75ZM119 38V39H118ZM170 38V39H169ZM172 38V39H171ZM188 40H187V39ZM189 38L191 39V40H189ZM206 37L205 36H203L202 37V39H200V40H202V41H198V44H199V42H201L202 44L203 43H205L207 40V38L205 39ZM210 38V37H209ZM23 39V40H22ZM50 39V40H49ZM69 39H72V41L70 40V42H73V43H75L76 44V46H75V44L74 45H72V46H68L67 47V45H66V41L67 40H69ZM79 39H80V41H79ZM104 39V40H103ZM106 39H108V41L106 40ZM115 39H118V40H115ZM148 39V40H147ZM61 40V41H60ZM73 40H75V41H73ZM92 40V41H91ZM141 40V41H140ZM194 42H193V41ZM206 40V41H205ZM4 41V42H3ZM44 41V42H43ZM51 41V42H50ZM60 42V43H57V42ZM110 41V42H109ZM119 41V42H118ZM173 41V42H172ZM189 41H192V42H190L189 43ZM64 42H66V43H64ZM93 42H94V46H93ZM104 42H108V43H111V44H109V46H111L110 47V49L107 51V52H105V53H103L104 51H106V44L107 43H105V45H104ZM121 42H123V43H121ZM31 43V44H30ZM39 45H38V44ZM57 43V44H56ZM90 45H89V44ZM92 43V44H91ZM112 43H114V44H112ZM126 45H128V46H126ZM146 43V44H145ZM194 43V44H193ZM199 44V45H202V44ZM48 44V45H47ZM54 44H56V46L54 45ZM71 44V43H70ZM119 45V46H117V45ZM122 44H124V46H126L127 48H125ZM245 44H247V43H244V45ZM35 45V46H34ZM62 47V48H59L60 46ZM66 47H65V46ZM80 45V46H79ZM112 45H113V47H112ZM114 45L117 47H114ZM122 45V46H121ZM151 45H155V44H150L149 45V47L151 46ZM178 45H180V46H178ZM192 45H194V46H192ZM29 46H31V47H34V48H32V49H34V51H33V56H32V58H33V60L32 61H34V62H32V61H29V60H27V53H29V50H31V47L29 48ZM42 46V47H41ZM44 46V47H43ZM52 46V47H51ZM58 46V47H57ZM76 48H75V47ZM131 46H134V47H131ZM156 46V45H155ZM182 46V47H181ZM189 46V47H188ZM191 46V47H190ZM7 47V48H6ZM15 47H17V48H15ZM37 48V50H36V48ZM50 47V48H49ZM55 49H54V48ZM86 47V48H85ZM89 47V48H88ZM92 47H94V48H92ZM119 47V48H118ZM121 47H124V48H121ZM247 47V46H246ZM53 48V49H52ZM68 48V49H67ZM78 48V49H77ZM96 48V49H95ZM101 50H100V49ZM113 48V50L115 51V52H111V49ZM142 48V49H141ZM176 48V49H175ZM179 48V49H178ZM42 49H43V52H42ZM45 49H47V57H49L50 56V52H51V55L52 56H54V55H56V56H58L59 57V55L60 54H62V56L60 55V60H63L62 62H61V65H62V67H64V69H66L65 68V58H67L66 56H68L69 54L70 55H73V61H75L73 64H74V66L77 68L76 70H75V68H74V66H73V64H72V68H71V70H73L70 74H69V76L71 77H69V81H71V79L73 80V79H75V81H72V82H69L68 83V85H66V89L68 88V90H64V92H68V93H65L64 94V92L62 91L61 92V95L63 96V99H65L64 98V96L69 100L70 99V101L72 102V103H69V104H67V106L65 105V108H63V105H60L59 106V108L61 109H58V110H60V114L58 113V118H57V116L56 117H54V119L51 117V115H50V113L53 111V102H55L54 100H56V99H58L57 97H58V95H55V96H53L52 98V103L50 102L51 100H48V99H50V96L48 97V94L46 93V90H47V86H48V88L49 89H51V87L54 89H51L50 91H52L53 93H54V91H55V93L57 94V92H58V89L59 88H61L60 87V83H61V81H62V79L64 78L63 76H66V74H67V72H65L66 70H64L62 67H60L61 69H63L62 71H61V69H59V71L57 72L59 75H53V72L51 71V66H50V69L48 68V70H47V72L48 71H50V72H44L45 74H43L42 75V77H40V71H41V63H39V62H41V60H40V58L39 57H41V53H44L45 52ZM48 49H49V51L50 52H48ZM60 52H57V50ZM66 49H67V51L68 52H66ZM69 49H72L71 51L69 50ZM74 49H76L75 50V52H74ZM87 49H89L88 51H87ZM117 49L119 50V49H121V51L123 52V49L125 50L124 52H123V54L126 56V59H125V57H124V59L123 60H120V57L117 55L118 54V51H117ZM176 50V53H174L175 51L174 50ZM41 50V51H40ZM54 51L56 54H54L52 51ZM98 53V54H96V52ZM104 50V51H103ZM163 50V49H162ZM163 50V51H164ZM171 50H173L174 52L172 53V51ZM0 51V52H1ZM73 51V52H72ZM78 53H77V52ZM87 51V52H86ZM129 51V52H128ZM130 51H132L133 52V54H131L132 52H130ZM136 53H135V52ZM168 51V52H167ZM257 51H260V48H259V50H257ZM13 54V57H11L12 59L15 57V58H17V60L14 58V60H16V62L13 60V62H12V64L10 63V60H9V58L8 57H10V56H12L11 55V53ZM38 52V53H37ZM94 52H95V54H94ZM171 52V53H170ZM37 53V55H35V54ZM39 53H40V56H39ZM46 53V52H45ZM66 53H68V54H66ZM73 53V54H72ZM76 53V54H75ZM89 55H88V54ZM109 53H111V54H109ZM127 53V54H126ZM138 53V55H135V54H137ZM140 53V54H139ZM159 53H161V54H163V56H161V55H159ZM169 53V54H168ZM78 54V55H77ZM93 54V55H92ZM109 54V55H108ZM112 54H116V55H112ZM151 54H153V50H152V53ZM157 54V55H156ZM172 54H175V55H172ZM218 54H220L221 56H219ZM224 54V55H223ZM221 53V52H219V53H217L216 54V56H215V58H214V56H210V58L212 59V60H210V58H209V55H208V61H207V65H208V67H218V69L220 70V71H225L224 73H226V70H227V68L228 67H226V66H229L228 64H227V56L229 55V52L227 53L226 51H225V53ZM227 54V55H226ZM3 55H5V56H3ZM49 55V56H48ZM77 57H76V56ZM97 55V57H95ZM105 55V56H104ZM109 57V56H113L114 58L113 59H111L110 57L108 58L107 56ZM131 55H133V56H131ZM170 55V56H169ZM223 55V56H222ZM35 56H36V58H35ZM52 56H50L49 57V60L51 59V58H53V59H51L50 60V62L52 61V60H54V58L55 57H52ZM135 56V57H134ZM153 56H152V58H153ZM173 56V57H172ZM218 56L220 57V58H218ZM63 57V58H62ZM99 57V58H98ZM139 57V58H138ZM142 59H141V58ZM161 57V58H160ZM175 57H178V59H176ZM213 57V58H212ZM223 57V58H222ZM225 57V58H224ZM10 58V59H11ZM26 58V59H25ZM98 58V62H97V60H96V62L94 61H92L93 59H97ZM100 58H101V60L104 62L105 60H106V58H108V60L110 61V59L113 61H110V62H112V66H111V64H110V67H108L107 69H105L104 67H103V62L100 60ZM132 58V59H131ZM138 58V59H137ZM153 58V59H154ZM156 58H159L158 60L156 59ZM175 58V59H174ZM222 58V59H221ZM2 59V60H1ZM77 59V60H76ZM86 59V60H85ZM161 59V60H160ZM163 59V60H162ZM174 60V62H172L173 60ZM219 59H220V61H219ZM28 62H27V61ZM125 60V61H124ZM136 60H137V62H136ZM139 60V61H138ZM177 60H178V62H177ZM226 60V62H223V61H225ZM236 60V63L234 62L233 63V65L232 66H238V67H240L241 66V64H240V66H239V62H237V59H235ZM234 60V61H235ZM88 61V62H87ZM115 61V62H114ZM122 61V62H121ZM217 61V62H216ZM251 60H249L248 62H249V65L248 66H250L251 68L254 66V65H251L250 62ZM262 61H263V59H262ZM15 62V63H14ZM87 62V63H86ZM92 62V63H91ZM119 64H118V63ZM125 62V63H124ZM135 62V63H134ZM170 62H172V63H174V64H171ZM215 62V63H214ZM219 62H221V63H223V65L221 64V63H219ZM35 64V66H33L34 64ZM76 63V64H75ZM86 63V64H85ZM121 63V64H120ZM157 63V64H156ZM160 63V64H159ZM210 65H209V64ZM262 63V62H261ZM264 63V62H263ZM12 66H11V65ZM40 64V65H39ZM221 65V67L219 66V65ZM237 64V65H236ZM24 65V66H23ZM36 65L38 66L37 67V69H36ZM216 65H218V66H216ZM9 66V67H8ZM91 68H90V67ZM102 66V67H101ZM161 66V68H163ZM235 66L233 67L234 69H236V71L235 70H233V74L235 75V73L237 74V75H235V76H237V77H235V79H236V81L238 82V83H240L241 84V86L242 87H245V88H248L250 85V83L252 82V81H254V80H257L258 82H260V84L258 85L257 84V86L254 88V92L256 93V94H259L260 93V91H261V88H259V87H262V84H261V79L263 78V76H264V64H262L261 65V67L259 68V70L258 71H256L255 70V68L253 69L255 72L254 73H252V70H249V68L248 69H243V70H246V71H243L242 69H240L241 67H243V66H241L240 68H235ZM2 67V68H1ZM34 67V68H33ZM87 67H89V69H90V71H87L88 70V68ZM123 67V68H122ZM129 67V68H128ZM157 67H154V68H157ZM74 68V69H73ZM109 68H111V69H109ZM35 69V70H34ZM103 69V70H102ZM105 69V70H104ZM129 69V70H128ZM221 69H223V70H221ZM226 69V70H225ZM12 70V71H11ZM74 70H75V72H74ZM107 70V71H106ZM242 70V71H241ZM249 70V71H248ZM36 71V72H35ZM61 71V72H60ZM109 71V72H108ZM111 71V72H110ZM141 72L143 71V70H140ZM138 72V74H136L137 76V78H141V79H144V77H145V75H144V72H142L143 73V75H142V73L141 72ZM250 71H251V73H250ZM11 72V73H10ZM73 72H74V74H73ZM105 72V73H104ZM128 72H131V73H128ZM246 73V74H242V73ZM259 72V73H258ZM9 73V74H8ZM64 75H63V74ZM108 74V76H105V75H107ZM238 73L239 74H241V76H239L238 75ZM249 73V74H248ZM259 75H258V74ZM88 74V75H89ZM110 74H111V76H110ZM248 74V75H247ZM254 74H257L256 75V78H255V75ZM263 74V75H262ZM9 75V76H8ZM44 75H46V76H44ZM74 75V76H73ZM103 75V76H102ZM139 75V76H138ZM140 75H142V76H140ZM198 76L196 77L195 76V78H197V79H195L194 81H196L195 83L197 84V83H199V80H200V78L199 77H201V71H199L198 72V74H197ZM254 75V76H253ZM29 76H32V78L31 77H29ZM55 78H54V77ZM242 76L244 77V79L242 78ZM247 76V77H246ZM249 76V77H248ZM19 77H20V79H19ZM41 79H39V78ZM52 77H53V80H54V82L55 83H53V81H52V83H51V85H50V83H49V80L50 79H52ZM63 77V78H62ZM72 77H74V78H72ZM112 78V81H109V80H111V78ZM261 77V78H260ZM15 78V79H14ZM28 78V79H27ZM36 78V79H35ZM37 78L40 80H37ZM43 78V79H42ZM50 78V79H49ZM62 78V79H61ZM102 78H104L103 80H105L107 83H108V81L110 82V83H106L105 81L103 82V84H107V86H106V84L105 85H103L102 86V82H99V80L98 79H101V81H103L102 80ZM106 78H107V80H106ZM126 78V77H125ZM131 80H130V79ZM199 78V79H198ZM238 78H240V81H238L239 79ZM242 78V79H241ZM6 79V80H5ZM56 79H58V81H56ZM238 79V80H237ZM8 80V81H7ZM26 80H27V82H26ZM36 80V81H35ZM44 80V81H43ZM198 80V81H197ZM241 80H243L242 82H241ZM247 80V81H246ZM2 81V82H1ZM31 81V80H30ZM31 81V82H32ZM250 81V82H249ZM8 82V84L7 85H9V86H7L6 85V83ZM17 84H16V83ZM32 82V83H33ZM4 83V84H3ZM90 83H92V84H90ZM99 83V84H98ZM131 83V84H130ZM244 83V84H243ZM246 83V84H245ZM2 84H3V89H2ZM28 85V87H29V85L31 84V83H27ZM54 84V85H53ZM69 84H70V87H69ZM95 86H94V85ZM195 84V85H196ZM248 84V85H247ZM5 85L8 87V89H9V91H8V89H7V87L5 88ZM50 85V86H49ZM98 85H99V87L100 88H98ZM102 87H101V86ZM198 85H200V84H197L196 85V87H194L192 90L190 89L189 91H187V93H184V91H182V89H179V91H178V93L180 94H178L177 93V95H176V98L178 99L177 100V102H179V104L176 102V104L175 105H173L174 103V98L172 99V96H170L171 95V93H170V98H171V101H173V102H170L171 104H169L168 103V105L167 106H169V109H168V107H166L165 108V112L163 111V114H162V111H160V107H154L156 104H154V109H155V113H154V115H155V117L157 116L158 118H154L153 119V122H152V124L150 125L151 127H153L154 125V130L152 129V128H150L149 130H150V134H152V135H150V136H152V138L150 139V141H149V143L151 144H149V146H148V150L146 151L147 152V155L148 154H151L154 150H155V147L154 146H158L155 142L157 141V138L159 137V135H158V133L160 132H157L158 130H157V128H156V126H157V124H158V121H160V120H162V119H164V117L165 116H167L168 118L167 119H169V120H167V122H169V123H167L166 122V126H164V127H166V129L168 130L169 128H170V135H169V133H167V132H169V130L168 131H166L165 130V128H164V130L163 131H166V133L165 134H167V136L166 135H163L162 137H166L165 139L167 140V141H164L165 143H163V142H161V145H163L162 146V149H160V153H161V155L160 156H162L163 154V156L161 157V158H159V162L160 163H158L159 165L161 164L162 166H159L158 165V168H157V170L158 169H160V170H158V174H156V177H157V179H160V180H157L156 179V186H158V184L160 185V183H161V181H162V178H161V176H162V173L164 172V170H165V165L166 164H164V163H166L167 162V160L166 159H168L167 157L169 156L168 155V149H169V146L172 144V143H174L173 141H175V143L177 142L176 140H177V137H178V130L177 129H174V125H173V118H175L176 116L175 115H178L179 113V111H180V114L182 115L183 114V112L185 113V117L186 118H189V116H190V114L191 113H189V111H187L186 112V109L184 108V107H186V108H188V104H189V100H190V98H191V96H193V98H195V100H193L194 102L193 103H195L196 102V104H194V106L192 107V109H194V107H196L195 109H201V106H200V99L198 98V94L201 92V89H199V88H201V86H198ZM247 85V86H246ZM12 86H13V88H12ZM93 86L95 87V88H97V90H98V93L94 90V88H93ZM106 86V87H105ZM116 86H117V88H116ZM121 86V87H120ZM39 87V88H38ZM105 87V88H104ZM115 87V88H114ZM198 87V88H197ZM91 88H93V89H91ZM260 89V90H259ZM37 90V91H36ZM92 90H94V91H92ZM112 90H113V92H112ZM116 90V91H115ZM171 89H169V91H170ZM200 90V91H199ZM255 90H258L257 92L255 91ZM49 91V94H51L52 92H50ZM91 91L93 92V94H92V99H90V100H88V103L86 102L87 101V99H88V97H90V96H88V95H90L91 94ZM118 91H119V93H118ZM128 91V92H129ZM180 91H181V93H180ZM192 91V92H191ZM196 93H195V92ZM69 92H70V95H69ZM108 92H110V93H108ZM259 92V93H258ZM52 93V94H53ZM54 93V94H55ZM88 95H87V94ZM107 95V93L109 94V97H110V99L108 98V99H106V97L107 96H105V94ZM112 93V94H111ZM125 93V92H124ZM47 94V95H46ZM183 94V95H182ZM30 97H29V96ZM42 95V96H41ZM111 95V96H110ZM46 96V97H45ZM70 96V97H69ZM112 96L113 97H115V98H112ZM195 96V97H194ZM46 99H45V98ZM182 97V98H181ZM196 97H197V99H196ZM241 97H243V98H246L245 97V95H241ZM30 98V99H29ZM42 98V99H41ZM56 98V99H55ZM101 100H100V99ZM105 98V99H104ZM111 98H112V100L114 99V101H111ZM12 99V100H11ZM35 99V100H34ZM99 99V101H100V105H101V107L99 108V110L101 111V117H100V115H98V113L97 114H94V110H95V108H96V103H97V100ZM2 100H3V98H2ZM1 99H0V101H2ZM66 100V99H65ZM106 100H108V101H106ZM197 100V101H196ZM259 100H261V98H259ZM12 101V102H11ZM26 101V102H25ZM46 101H47V103H46ZM49 101V102H48ZM57 101V100H56ZM95 101V102H94ZM112 103H111V102ZM230 101L231 100H229V103H230ZM80 102V103H79ZM90 102V103H89ZM199 102V103H198ZM259 102L260 101H258V105H259V107H261L262 105H261V103L259 104ZM2 102H0V107H1V104ZM82 103V104H81ZM102 103V104H101ZM108 103H110V104H108ZM185 103H187V105L185 104ZM22 104V105H21ZM46 104H48L49 105V108H47L48 107V105H46ZM51 104H52V107H51ZM114 104V105H113ZM182 104V105H181ZM68 105H69V107H68ZM90 105V106H89ZM105 105V106H104ZM107 105V106H106ZM108 105H109V107H108ZM113 105V106H112ZM173 105V106H172ZM184 105V107H181V106H183ZM186 105V106H185ZM211 105H212V103H211ZM210 105V106H211ZM244 105H246V102H245V104ZM47 106V107H46ZM77 106H79V107H77ZM88 106V107H87ZM176 106V107H175ZM63 109H62V108ZM117 107V108H116ZM200 107V108H199ZM227 107H229V109H230V106L228 105ZM226 107V109H225V117L226 118H224V120H223V123L226 121L227 122V120H228V122H227V124L225 123V125L223 124V127H224V132H226L225 133V135H226V137L225 138H229V136H230V130H231V127H230V124H229V120H231V118H230V116L232 117V114H231V112H230V110L228 109ZM46 108V109H45ZM66 108H67V110H66ZM106 110H105V109ZM181 108V109H180ZM81 109V110H80ZM112 109V110H111ZM197 109V110H198ZM227 109H228V111H227ZM33 110V111H32ZM64 110V111H63ZM85 110H87V112L85 111ZM88 110H89V113H90V115H89V113H88ZM105 110V111H104ZM109 110H111V111H109ZM126 110H128V107L126 108L125 107V112H126ZM142 110H143V112L141 111V109H140V113L142 114V116H141V114H139L141 117H139V121L137 122L138 123V126H139V129H140V131H139V136L137 135V145H138V147H137V145H136V147L135 148H133V149H131L130 147H131V145L129 144L130 143V141L129 140H127V144H125V146H121L120 145V148H118V150L119 151H117L116 153H117V155L115 154V156H113L112 158L111 157H107V151L109 150V146H108V144L106 145V144H104V143H107L105 140H106V137H107V127H108V129H110V128H112V130L114 131V130H116L117 129V125L114 127L112 124H106L105 125V121H103L102 120V118L99 120L100 122L98 123V121H96V123H98L100 126V128L98 129L100 132H101V134H102V138H103V140L102 141H105L103 144H104V146H103V148H102V150L101 151H97V148H96V146H95V143H93L92 142V144L90 143V148H89V155L87 154L86 156H89L88 157V159L87 160H85V162H87V163H85V165L87 166V165H89V168H88V166L86 167L85 165H84V167H86V168H84L85 170H89V171H86L85 172V170L83 169V170H81V173L83 172V174L81 175H79V172H77L76 171V169H77V167H78V162H77V160L79 159V155H80V153H81V150H82V147H79V146H81L80 145V143H77L76 142V146L78 147H75V152H74V154L76 155H74V158L75 159H72V160H74V161H71L72 162V165H71V171H70V175L71 176H69L67 179H68V181H66V183L68 182V183H70V185L68 184L67 186H68V188L67 189H69L70 191H74V190H76L77 188L78 189H80V190H78V192H81V193H84L83 192V190L84 189H86L85 187V184L87 185V184H89V183H86V180H87V182H89V181H91L90 179L92 178V176L94 175H92V173H94V171H93V169L95 168V169H97V168H99L100 167V164L102 165V162H103V165L104 166H106L105 165V163L104 162H106V164H108L106 167H112V169H113V167H114V169L115 170H113V171H116V172H113V173H115V174H113L112 173V175L110 176V173H108V171H106V173L103 175V179H102V181H100L99 183H102V182H106V181H108V180H112L113 181V183H114V181L116 180V183H114L113 185H114V187H115V189H117V187H119V185H120V183H122V179H124L125 177H127L128 175H131L132 173H131V170L129 171L128 169H126L127 171V173L124 171V172H120V173H118L119 172V169H117L116 167H117V165H118V163L120 162V160L122 159L121 157H122V155H124V153H125V151H126V153H125V155H127V160L128 161H130L131 163L134 161L133 159L135 158V155L137 156L138 154H139V152L141 151V149H140V147H142L141 145H140V140H141V138L145 135V130H143L144 129V125H145V123H146V118H147V112H146V109L143 107L142 108ZM166 110H168L169 112H167ZM185 110V111H184ZM187 110H191V109H187ZM8 111V112H7ZM6 112L7 113H4V118H3V120H2V123L6 120V122H4L2 125H4L3 127L6 129V127L8 126V124H11V122H13V119H12V117L10 116V113H11V111L10 110H7ZM50 113H49V112ZM114 111V112H113ZM116 111V112H115ZM174 111V112H173ZM10 112V113H9ZM24 112H25V110H24ZM49 114H48V113ZM87 114H86V113ZM146 112V113H145ZM159 112V114L157 115V113ZM112 113H114V114H112ZM228 113V116L226 115ZM230 113V114H229ZM241 113H242V117H241ZM240 113V116L238 115L237 117H239V119H237L238 121V124L240 125L241 123V125L239 126L238 125V127H240V132L243 134V132L244 133H246V132H250V130H251V133H252V131L253 132H255L254 130H256L257 131V133H252V135H253V140L254 141H256V144H257V139L256 138H258V136L261 134V128H262V121L263 120H261L260 118H258V116L260 115V113H258V115H256V118L255 119H257L256 121L255 120H253V121H255V122H251V124L250 125H246L245 123H244V121L246 122V116H247V112H246V109L245 108H243V111ZM93 114V115H92ZM146 114V115H145ZM60 115V116H59ZM92 115V116H91ZM95 115V116H94ZM160 115V116H159ZM173 116V117H171V116ZM216 113L214 112V114L212 115V112H211V118H212V120H215L214 118H216ZM230 115V116H229ZM245 115V116H244ZM0 116H1V112H0ZM22 116V115H21ZM21 116H19V118L18 119H20L21 121H19L18 120V123H16L17 125H19L20 127L21 126H23V121H24V119H23V116H22V119H21ZM62 116V117H61ZM127 116H129V114L127 115ZM125 117L124 118V121L126 122V124L129 126L130 124H131V122H132V116L130 117L129 116V118L128 117ZM175 116V117H174ZM200 116V115H199ZM95 117V118H94ZM214 117V118H213ZM10 118V119H9ZM57 118V119H56ZM92 118V119H91ZM116 118V119H115ZM140 118H143L142 120L140 119ZM242 118V119H241ZM9 119V120H8ZM146 119V120H145ZM158 119V120H157ZM160 119V120H159ZM172 119V120H171ZM243 119H244V121H243ZM48 122H47V121ZM240 120V121H239ZM258 120H260V121H258ZM35 121H37L36 123H35ZM58 121V122H57ZM102 121H103V124H102ZM157 121V122H156ZM90 122H92V123H90ZM155 122V123H154ZM258 122H259V124H258ZM33 123H34V128L33 127H31L32 125H33ZM52 123V124H51ZM54 123V124H53ZM142 123V124H141ZM256 123H257V126H256ZM39 124H40V126H42L43 125V128L42 129H44V131L42 132L43 133V136H39L38 134H39V132H37V130L38 129H40L41 127L39 126ZM51 124V125H50ZM76 124H78V125H76ZM75 125H76V127L78 128L77 130L78 131H76V133H78V138H79V136H80V132H79V130H80V128L82 127V123L80 122H78V123H76ZM80 124V125H79ZM90 124V125H89ZM244 124V125H243ZM252 124H255V125H252ZM37 125V126H36ZM54 125H55V127H54ZM110 127H109V126ZM112 125V126H111ZM168 125V126H167ZM171 125V126H170ZM228 125V126H227ZM38 126L40 127V128H38ZM80 126V127H79ZM88 126H86V127H88ZM103 126V127H102ZM104 126H106V127H104ZM172 126H173V128H172ZM196 126H199V127H196L197 129H196V131L199 133V131L201 130V128H200V125H199V123L196 125ZM213 127H214V125H212ZM242 126V127H241ZM248 126H250V127H248ZM114 127V128H113ZM226 127V128H225ZM256 129H255V128ZM260 127V129H258ZM33 128V129H32ZM53 128H54V130H53ZM184 128V129H183ZM182 129L183 130H186V131H188V129L186 128V127H183ZM228 128H229V130H228ZM248 128L250 129V130H248ZM253 128V129H252ZM31 129L34 131V134H33V131H32V133H31ZM89 129V128H88ZM128 130H126L127 132L129 131V127L127 128ZM102 130V131H101ZM143 130V131H142ZM156 131V132H153V131ZM242 130V131H241ZM247 130V131H246ZM261 130V131H260ZM103 131H105V132H103ZM131 131V130H130ZM130 131L128 132V135L130 134ZM228 131V132H227ZM45 132V133H44ZM48 132V133H47ZM197 132H194V133H196L195 134V136L193 137L194 139H196V138H199V137H197L198 136V133ZM260 132V133H259ZM1 133H3V132H1ZM0 133V134H1ZM53 133V134H52ZM68 133V134H67ZM154 133H155V135H154ZM176 133V134H175ZM105 134H106V136H105ZM141 134V135H140ZM1 135H3L5 138L3 139V137H2V141L3 140H5V139H7L8 138V135L6 134V133H4V134H1ZM7 135V136H6ZM34 135V136H33ZM51 137H49V136ZM169 135V136H168ZM177 135V136H176ZM215 135V134H214ZM213 134L211 135L212 137V139H210V141H209V144H207L206 146H208V145H210L211 144V142H213L214 141V138H215V136H214ZM256 135V136H255ZM52 136H53V138H52ZM149 136V137H150ZM193 136V135H192ZM40 137V138H39ZM49 137V138H48ZM66 137V138H65ZM156 139H155V138ZM169 137V138H168ZM189 137V135L187 136V138H185L182 142L184 143H186V142H191V140H193L192 138H188ZM44 138V139H43ZM176 138V139H175ZM227 138V139H228ZM22 139H23V137H22ZM43 139V140H42ZM55 139V140H54ZM189 139V140H188ZM24 140V139H23ZM23 140H21V144H22V142H23V146H24V141ZM39 140H41V142L39 143ZM54 140V141H53ZM156 140V141H155ZM198 141H199V139H197ZM197 140H195V141H197ZM211 140H213V141H211ZM252 140V141H253ZM46 141H48V142H46ZM139 141V142H138ZM152 141V142H151ZM170 141V142H169ZM194 140L192 141V142H195ZM38 142V143H37ZM100 142H101V140H100ZM169 142V143H168ZM259 142V141H258ZM44 143H45V146H44ZM53 143V144H52ZM97 143V142H96ZM167 143V144H166ZM184 143V144H185ZM20 144V145H21ZM48 144V145H47ZM156 144V145H155ZM166 144V145H165ZM19 146V143H18V152L16 153L17 154V156H15V158H16V160L17 159H19V157L21 156V153H23L22 151L24 150L25 151V149H24V147L23 146ZM43 146V147H41V146ZM60 145V146H59ZM140 145V146H139ZM169 145V146H168ZM93 146V147H92ZM180 146V145H179ZM19 147H20V149H19ZM40 147H41V149L42 148H44V149H40ZM54 147V148H53ZM122 147V148H121ZM126 149H124V148ZM127 147V148H126ZM129 147V148H128ZM152 147V148H151ZM210 147V146H209ZM22 148V149H21ZM51 148V149H50ZM94 148H95V150H94ZM105 148V149H104ZM163 148H165V149H163ZM167 148V149H166ZM255 148V151L253 152V154L252 155H254L253 157V159H255L256 158V160L259 158L258 157V152H256L257 150V146L256 147H254ZM56 149V150H55ZM138 149V150H137ZM151 149V151H149ZM39 150L41 151V152H39ZM78 150V151H77ZM92 150V151H91ZM106 150V151H105ZM122 150H125V151H122ZM127 150H128V152H129V150H130V152H131V150H133L131 153L129 152V153H127ZM164 150H166V154H165V151ZM241 150H243V152L245 151V149L244 148H242ZM34 151V152H33ZM63 151V150H62ZM80 151V152H79ZM98 152V153H96V152ZM122 151V152H121ZM136 151V153H134ZM139 151V152H138ZM163 153H162V152ZM20 152V153H19ZM39 152V153H38ZM77 152V153H76ZM106 152V153H105ZM242 151H240L239 152V156H240V158L239 159H241L240 161H239V159H238V166H239V168H236L235 169V171L234 172H232L233 171V166H232V163H233V157H232V155H230V156H228V159H226V161L227 162H225V164H227L226 166H225V164H224V166L227 168L228 166L231 168H224L225 169V171H223V170H221V168L223 167V162H222V160H221V158H219V160H217L216 162H215V166L217 167L216 169H215V167H213L212 169L215 171V173H216V175H215V173H212V171H211V174H210V172L208 171L209 169H208V167H206V172L204 171V173H203V171L201 172V173H203V174H205L203 177H204V180H203V183H201L202 185H201V187L199 186L198 187V184L196 183V182H194V180L193 179H189V181H190V188H192V193H191V191H189L188 193H187V191L185 192V191H183L182 193H181V195H179V196H174L175 194L174 193H172L173 195H171V198L166 202V201H164V202H161V205H163V206H161V209H162V212H160V215L159 214H157L156 212H154V211H156V209H160V207H158V208H154V206L152 205V206H150V208H149V210L150 211H148L147 213H149V214H146L147 216H148V218H147V216H146V218L147 219H145V218H143L140 214H136V217H135V219L133 218L132 220H130V223H128L129 221H128V219L126 218V220H125V222H124V225H125V223H126V225H131V222H135L136 223V225L137 224H139V220L140 221H142V223H140V225L142 224V226H140V225H137V227H138V229H140V230H138L137 229V227H136V229H137V231H135L136 233V237L138 238L137 239V241L134 243V241H135V239H134V241H133V248H131V253L133 254V255H131L130 257H129V255H128V253L130 252V251H128V244H129V241H131V240H129V238L131 237V236H129V229H130V227L129 226H126V227H124V230H126L125 231V233L123 232V237H122V239L120 240V239H114V241H113V244H112V249H110V252H113V255H110V256H108V258H107V260L106 261H108V259L110 258V261L109 262H113V261H115V259L117 258V252L118 251H120V250H124L125 249V251L127 250V259L128 260H130V261H128L127 259H126V261H125V264H126V262H127V264H131L136 258H137V256L141 253V251L139 250V247L142 245V244H144L145 242L146 243H150V244H152L157 238V240H158V242H160V243H162V241H163V243H164V245H163V243L162 244H160V246L162 247V248H160L159 250H160V255H159V257L157 258L158 259V262L157 261H155V263L154 264H160L162 261L164 262H166L167 261V259L169 258V256H171L172 254H175V256L177 257V260H180V259H183V260H186V259H188L189 257H193L194 259H191L189 262V264H217V263H219L220 262V264H241V261H243L244 259V261H245V263L244 264H247L248 262H250L251 260H248V258L250 259H252L254 256V252H255V250H256V248H257V246L261 243L262 245L264 244V243H262V242H264V222H261L262 223V226L260 227V229H259V231L258 232H254V231H256L255 230V226H256V222L258 221V219H257V217L258 218H260V217H262L263 218V216H264V197L262 196V195H264V193H262V192H264V190H262V189H264V173L261 175V177H259L260 178V181L258 180V183L256 182V181H254L255 180V174H256V170L258 169L257 168V164H256V161L255 160H253V161H255L254 162V165L252 166L253 167V169H252V167L250 166L249 168H247V167H245V161H246V159H244V158H247V157H243V156H245V154L242 152ZM43 153V154H42ZM45 153V154H44ZM79 153V154H78ZM95 153H96V155H95ZM121 153H122V155H121ZM246 153V152H245ZM37 154H41V156L40 155H37ZM101 154H102V157L100 158V156H101ZM105 154V155H104ZM180 154H181V149H178V152H177V156L175 157H173V156H171V157H169L170 159H172V161H170V159H169V161L170 162H172L173 164L172 165H174L175 163V166L178 164V162H179V157H180ZM240 154H242V155H240ZM33 155V156H32ZM78 155V156H77ZM104 155V156H103ZM120 155V156H119ZM38 156V157H37ZM45 156V158H43ZM96 158H100L99 159V161H98V159L96 160L95 159V157ZM159 156V157H160ZM165 156H167V157H165ZM36 157H37V159H36ZM116 157V158H115ZM128 157H130V158H128ZM191 157V158H190ZM189 157V160L188 161H190L191 160V162H190V164H193V162L194 161H192V160H194L193 159V156H190ZM1 158V157H0ZM78 158V159H77ZM87 158V157H86ZM85 158V159H86ZM110 158V159H109ZM148 158H149V156H148ZM147 158V161H146V163H147V165H146V168L143 170V172H142V175H141V177H142V180L144 181V183H142V190L141 189H139L138 191H139V193H138V198L140 197V196H142L143 194H144V191H145V188H144V186L146 185L147 186V183H148V179H149V171L148 170H150L149 169V165L151 164V160L150 159H148ZM47 159V160H46ZM95 159V161L97 162V163H95V162H92L93 160ZM112 159V161H110ZM163 159V160H162ZM175 159V160H174ZM178 159V160H177ZM39 160V159H38ZM115 160V161H114ZM228 160H229V162H228ZM231 160H232V162H231ZM245 160V161H244ZM60 161V162H59ZM32 162V163H31ZM108 162V163H107ZM110 162V163H109ZM150 164H149V163ZM217 162H218V164H217ZM221 162V163H220ZM244 162V163H243ZM57 163L59 164L58 166H60V164H62L63 163V158L62 157H60V159L57 161ZM77 163V164H76ZM94 163H95V166H94ZM112 163V164H111ZM220 163V164H219ZM231 165H229V164ZM241 163V165H239ZM64 164V163H63ZM62 164V165H63ZM99 166H98V165ZM115 164H116V167H115ZM62 165L60 166L61 167V170H62ZM93 165V169H91L90 168V166H92ZM163 165H164V167H163ZM74 166V167H73ZM98 166V167H97ZM130 166V165H129ZM151 166V165H150ZM175 166H173L174 168H175ZM237 166V167H238ZM59 167V168H60ZM97 167V168H96ZM160 167H162V168H160ZM177 168H178V166H176ZM15 168L17 169V167L15 166ZM45 168V167H44ZM58 168V169H59ZM131 168V167H130ZM172 169L171 170V172H170V174H172L171 176H176V175H179L178 173H179V171H180V167H179V169L177 170V168L176 169ZM205 168V166L202 168L203 170H205L204 169ZM246 168H247V170H246ZM250 168H251V171H249L250 170ZM94 169V170H95ZM164 169V170H163ZM249 169V170H248ZM74 172H73V171ZM162 170V171H161ZM170 170V169H169ZM173 170H175V172H174V174H173ZM219 170V171H218ZM237 170V171H236ZM247 171V172H250V173H246L245 171ZM178 171V172H177ZM195 170H192V172H193V174L194 175H196V173L194 172ZM221 171H223V173H225V174H223L222 176H225V177H222L221 175H218V174H221ZM92 172V173H91ZM145 172H146V175H145ZM255 172V173H254ZM78 173V174H77ZM121 173H122V177H121ZM124 173V174H123ZM130 173V174H129ZM156 173H157V171H156ZM208 173V174H207ZM218 173V174H217ZM228 173V174H227ZM245 173V174H244ZM120 174V175H119ZM127 176H126V175ZM212 174H214L215 176H213ZM237 174V175H236ZM244 174V175H243ZM29 176H30V174H28ZM27 175V176H28ZM109 175V176H108ZM118 175V176H117ZM147 177H145V176ZM161 175V176H160ZM213 178V179H211L210 178V176ZM234 175V176H233ZM246 175H247V177H246ZM31 176H32V174H31ZM79 176V177H78ZM89 176H91V178L89 179ZM108 177V179H106L107 177ZM208 176V177H207ZM227 176V177H226ZM236 176V177H235ZM238 176V177H237ZM248 176H250L249 178H248ZM263 176V177H262ZM41 177V176H40ZM39 177V178H40ZM105 177V178H104ZM111 177H113V179L111 178ZM163 177V176H162ZM191 177V176H190ZM222 177V178H221ZM245 177V178H244ZM14 179H13V182H14V191L12 192L13 194H15V193H19L20 192V188H21V185H23V182H25L24 184H32V186H31V188L33 189V187L34 186H36V185H38V181H36V180H31V179H28L27 181H25V180H23L22 178H20V179H17V177L15 176V177H13ZM43 178V180H44V177H41V179ZM60 178H61V176H60ZM59 178V181L57 182V185H58V187H60L63 183H65V180H63L64 178L62 177V179H60ZM144 178V179H143ZM147 179V181H146V179ZM258 178V179H259ZM263 178V179H262ZM23 181H22V180ZM70 179V180H69ZM207 179V180H206ZM242 179H244V180H242ZM21 180V181H20ZM43 180H41V181H43ZM215 180V181H214ZM233 182H232V181ZM247 180H249V181H247ZM254 181V183L255 184H252L253 183V181ZM262 180V181H261ZM17 181L19 182V183H17ZM31 183H30V182ZM33 181V182H32ZM79 181L81 182V183H79ZM142 181V182H143ZM211 183H210V182ZM222 181V182H221ZM235 181V182H234ZM242 181V182H241ZM72 182V183H71ZM92 182V181H91ZM90 182V184H91V186H92V184H94L93 186H92V188H90L89 187V189L91 190V196H93L94 198H96L95 196H97L98 195V193L100 192V191H102V187L104 186L103 184H102V186L101 185H99V183H96V182H92L91 183ZM202 182V181H201ZM232 182V183H231ZM244 182H246V184L244 183ZM3 184V180H1V182H0V184ZM39 183H41V182H39ZM62 183V184H61ZM241 183H243L241 186H242V188L244 187V189H242V188H240L241 186H240V184ZM262 183V184H261ZM19 184H21L20 186H19ZM72 184V185H71ZM78 185V187H77V185ZM79 184H81V185H79ZM119 184V185H118ZM145 184V185H144ZM212 185V187H208L209 185ZM234 184V185H233ZM258 184H260V187H258L259 185ZM133 185V184H132ZM205 186V188H204V186ZM208 185V186H207ZM210 185V186H211ZM230 185V186H229ZM245 185H247V186H245ZM252 185H253V187H252ZM254 185H256L257 186V188L258 189H256L255 187H254ZM16 186H18L17 187V190H15V187ZM75 186H76V188H75ZM79 186H81V187H79ZM101 186V187H100ZM117 186V187H116ZM237 186H238V188H237ZM75 189H74V188ZM133 187V188H132ZM131 188L132 189H130V187L128 188V190H126V196H125V199L126 200H124L123 201V204L124 205H126V204H128V202H130V199L131 198H133L134 197V195L137 193L136 191H135V189H134V186H132ZM232 187V188H231ZM236 187V188H235ZM0 188H2V185L0 186ZM201 188V189H200ZM209 188H211V189H209ZM231 188V189H230ZM256 189V192L258 193H256L255 191H253L252 189ZM259 188L262 190H259ZM72 189V190H71ZM98 189L100 190V191H98ZM205 189V190H204ZM227 189V190H226ZM232 189H234V190H232ZM254 189V190H255ZM13 190V189H12ZM69 190H67V192L69 193V196H71L72 195V193L69 191ZM196 190H199V191H203L204 193H202V191H201V194H203V195H205L204 196V199H203V195H201L200 194V192L199 191H197V192H199V196H201V198L197 195V192H196ZM230 190H232V191H230ZM238 190V191H237ZM243 190V191H242ZM85 191V190H84ZM89 191V190H88ZM128 191H130V193L128 192ZM234 191V192H233ZM241 191V192H240ZM1 192V194H0V197H4L5 195H3L4 194V192L3 191H0ZM171 192H174V190H172ZM185 192V193H184ZM195 192V193H194ZM212 193V194H210V195H213L212 196V200H211V203L213 202V199H214V202L215 203H217V202H219L220 200H222V201H220L221 202V205H222V207L224 208L223 209V211H221V214L220 215H223V216H219V215H217V213L215 212V210L214 209H212V211L211 212H209L208 214H206L205 213V209H204V206H206V204H208L206 201V199H207V196H208V194L209 193ZM214 192V193H213ZM243 192V193H242ZM250 192H254L253 194H257V196L255 195H253V199H254V197H255V199H254V202H253V199L251 200V202H249V200H248V195H249V193ZM94 193V194H93ZM236 193V194H235ZM241 193H242V195H241ZM56 194V195H55ZM55 196H54V199L52 200L53 201V204L54 203H56L57 201H58V199H59V197H60V194L58 193V192H55ZM190 194V195H189ZM223 194V195H222ZM1 195H3V196H1ZM44 195V194H43ZM129 195V198L127 199V196ZM183 195V196H182ZM185 195V196H184ZM188 195H189V197H188ZM193 195V196H192ZM225 195V196H224ZM260 195V196H259ZM68 196V199H70V197ZM133 196V197H132ZM172 196H174V197H172ZM199 198H198V197ZM215 196V197H214ZM220 196V197H219ZM223 196V197H222ZM240 198H239V197ZM245 196V197H244ZM185 197V198H184ZM193 197V198H192ZM195 197L196 198H198V199H195ZM58 198V199H57ZM174 198H178L179 199V201H178V199L176 200V199H174ZM181 198V199H180ZM188 198V203H187V199ZM224 198V199H223ZM257 198V199H256ZM81 199V198H80ZM174 199V200H173ZM217 201H216V200ZM243 199V200H242ZM17 200V204H16V202H15V204L16 205H13L14 206V210L15 211H19V208H20V205H21V202L20 201H18V200H20V199H16ZM30 200V199H29ZM31 200H32V197H31ZM30 200V201H31ZM193 200V201H192ZM241 200V201H240ZM256 200V201H255ZM117 201V202H116ZM126 201H128L127 203H125ZM170 201V202H169ZM177 201V202H176ZM186 201V202H185ZM201 201V202H200ZM237 201H238V203H237ZM263 201V202H262ZM120 201H119V199L117 200H115V202H114V204H112L113 205V207L117 204V203H119ZM193 202V203H192ZM199 202V204L197 205V203ZM205 202V203H204ZM213 202V203H214ZM223 202V203H222ZM241 202V203H240ZM244 202H245V204L246 205H244ZM167 203V204H166ZM170 203H172V204H170ZM175 203V204H174ZM178 203V204H177ZM227 203H230V204H228L227 205ZM259 203H263V204H261L260 205V209L258 208L257 209V211H255V212H253L254 211V209L255 208H257L258 207V205H259ZM41 205H45L46 204V202L45 201H42L41 203H40ZM106 204V205H105ZM176 204L178 205V208H177V206H176ZM188 206H186V205ZM191 204V205H190ZM196 204V205H195ZM224 204H225V206H224ZM237 204V205H236ZM31 208H29V211H27V213L25 212V213H23L24 215H26V216H28V218H26L22 213H20V215L23 217H21L20 215V219L18 218V222L20 223L17 227V230H16V240H18V241H20L19 240V238H20V235L22 236V234L21 233H26V234H24L23 236L24 237H26L25 239H27L26 241L28 242V243H31L32 242V240H34L33 242H32V244H27V246L25 247L26 249H25V252H27V253H22L21 255L23 256V258L25 257L26 258V256H27V258H28V260H27V258H26V260H25V258L23 259H21V261H20V263L21 264H26V262H27V264H32L33 263V261H32V259H33V257H31L32 255L29 253V251H31L32 250V248L31 247H33L34 246V243H36L35 241H37V240H40V239H42V238H40L41 236H40V233H42L41 232V230H42V228H43V223H41V221L42 222H44V220L46 219V217L48 216L49 218H51V219H49V222H48V227H47V231L45 230V234H44V238H45V240H44V238L42 239V240H44V241H46V240H48V241H46V242H44L43 241V243H44V246L43 247H41V250H43L44 251V255H43V251L42 252H40V255H38L37 256V260H34L35 262V264H43L44 262H45V264H51L52 263V260L50 259V256L52 255L51 253H53V252H55L56 250H58V248L59 247H61L62 248V246L60 245L61 243H62V241L63 240H61V239H64V240H66L62 245H63V248L62 249H65L66 248V246H68V243H70V240H68V239H66V238H62L63 236H64V234H63V236L61 237H59L60 239L59 240H61V241H58L60 244H58V242L56 241V240H54V238H52L53 236H52V231L54 230V228H55V226H56V223H55V221H56V218H57V213H52L51 215H47V216H45V214L41 211L42 209H38L37 208V206H38V203H31ZM33 205H34V207H33ZM103 205H105L107 208L108 207H112V205H109L108 204V201H105L104 203H103ZM102 205V207H105V206H103ZM123 205V206H124ZM165 205V206H164ZM170 205H172L173 206V208H174V211H173V213H175V214H172V219H174L173 221V225L175 226V227H173V225L171 224V226L169 227V229H168V231L170 230V228L171 227H173V228H171L172 230L171 231H173V233L170 231V233L168 232V233H163L162 234V236L164 237H161L160 236V229H161V226H162V224H163V222H164V220H165V216H163V214L165 215L166 214V212H167V210L169 209V206ZM175 205V206H174ZM190 205V206H189ZM200 205V206H199ZM0 206H1V208H0V216H1V214H2V212H3V209H4V203L3 202H1V204H0ZM13 206H11L12 208L10 209V212L12 213V214H15V211L14 210H12L13 209ZM16 206V207H15ZM19 206V207H18ZM186 206V208L189 210V212L187 213L188 215H187V217L186 218H188L187 219V223H185V224H189V226L187 227V225L185 226L184 225V223H183V227L184 228H186V229H181V231L183 232H179V230L177 231V225H176V219H177V217H178V215H179V212L182 210V208L183 207H185ZM230 206V207H229ZM233 206V207H232ZM104 208L105 210H103V208L101 209V211H99L96 207H92V208H90V210L89 209H87L86 208V210L84 209L85 207H82L81 208V210H83L84 209V211H81L80 210V212H81V215L83 216L82 218H83V220L81 221V229H82V232L81 231H79V235H80V237H79V235H78V237L80 238H77V243H80V244H82L83 243V240L85 239V232H86V229L88 228L87 226L89 225L88 223H90V222H92V221H94L96 224H95V226L93 227V229H94V233L92 232V234H94L95 236H99L100 238H101V236L103 235L102 234V232H100L99 230V228H100V226H99V224L101 225V219L106 215V210H107V208ZM151 207H153V208H151ZM190 207V208H189ZM193 207V208H192ZM199 207H200V210H199ZM201 207L204 209V210H201ZM232 207V208H231ZM17 208V209H16ZM168 208V209H167ZM226 208V209H225ZM230 208H231V211H230ZM32 209V210H31ZM36 209L37 210H39L40 211V214H39V216H40V218H39V216H38V214H36ZM95 209V210H94ZM96 209H97V211H96ZM161 209H160V211H161ZM193 209H195V219H196V221L198 222V219L200 218L201 219V217H200V215L199 214H201L202 216L203 215H205V218H207V219H205V220H200L199 219V221H200V226L202 227V230L200 231L199 230V228L201 229V227H198V231L200 232V233H197V239H196V237H195V234H192V232L194 231V225H192V224H194V221H193V219H192V215H193ZM198 209V210H197ZM228 209H229V211H230V214L228 213L229 211H228ZM245 209V210H244ZM253 209V210H252ZM8 211H7V216H6V218L9 216V214L11 215V213L9 212V209H7ZM35 210V211H34ZM89 210V211H88ZM91 210H93L92 211V214L90 213V211ZM103 210V211H102ZM180 210V211H179ZM190 210H192V211H190ZM225 210L226 211H228L227 212V214H226V212H225ZM13 211V212H12ZM30 211H32V213L30 212ZM33 211H34V213H35V215H34V213H33ZM99 211V212H98ZM177 211V212H176ZM198 211V212H197ZM199 211H201V213L199 212ZM203 211V212H202ZM214 211V212H213ZM263 211V212H262ZM30 212V213H29ZM88 212V213H87ZM192 212V213H191ZM224 212H225V214H224ZM248 212V213H247ZM261 212V213H260ZM29 213V214H28ZM37 213H38V211H37ZM99 213V214H98ZM105 213V214H104ZM250 213V214H249ZM260 213V214H259ZM53 214H54V216H53ZM90 216H89V215ZM97 214H98V216H97ZM101 214V215H100ZM155 214H157V215H155ZM217 216H216V215ZM256 214L258 215V216H256ZM37 215V216H36ZM88 215V216H87ZM139 215H140V217H139ZM199 215V216H198ZM212 215V216H211ZM228 215V216H227ZM232 216V217H230V216ZM237 216V217H235V216ZM250 215V216H249ZM261 215V216H260ZM50 216H52V217H50ZM98 218H97V217ZM114 215H113V213H111V215H110V218L111 217H113ZM151 216V217H150ZM209 216V217H208ZM240 216V217H239ZM88 219H87V218ZM163 218V222H161L162 221V219H159V218ZM197 217H199V218H197ZM228 217V218H227ZM238 217L240 218L239 220H238V222L239 223H236V218L238 219ZM247 217V218H246ZM248 217H250L251 219V223H250V231L247 229V231H244V233H242V227H243V223H244V221L246 220V219H248ZM254 217V218H253ZM24 218H26L25 220H26V222L24 221ZM39 218V219H38ZM45 218V219H44ZM85 218H86V220H85ZM90 218H92V219H90ZM95 218V219H94ZM108 219L109 221H108V224L107 225H111L112 227L113 226H115L116 224V222L117 221H115L114 220V217L112 218V220L111 219ZM159 220H158V219ZM189 218H191V219H189ZM204 218V217H203ZM209 218H211V219H209ZM232 218V219H231ZM255 218H256V220H255ZM32 219H36L38 222H36V223H38V225L35 223L34 225L37 227H35L34 226V228H33V226H32V229L31 228H29V229H26L25 230V225L27 226V225H30L29 223L32 221ZM52 219H53V221H52ZM70 219V220H69ZM143 219H145V220H143ZM209 219V220H208ZM218 219V220H217ZM235 219V220H234ZM244 219V220H243ZM264 219V218H263ZM6 220V219H5ZM40 220V221H39ZM51 220V221H50ZM92 220V221H91ZM193 221V222H190V221ZM225 220H226V222L227 223H225ZM228 220V221H227ZM22 221H23V223L24 224H22L21 225V223H22ZM71 221V218H68V220H66L65 222H67V223H69ZM84 221V223H82ZM88 221V222H87ZM111 221V222H110ZM143 221H145V222H143ZM146 221H147V223H146ZM154 221V222H153ZM157 221V222H156ZM202 221V222H201ZM218 221V222H217ZM255 221V222H254ZM262 221H264V220H262ZM50 222L52 223V222H54V223H52L51 224V226H50ZM85 222H86V224L87 225H85ZM109 222H110V224H109ZM152 222V223H151ZM166 222V221H165ZM189 222V223H188ZM205 222V223H204ZM233 222H235L237 225H235V226H237L236 227V230L233 232L234 234V237L236 236V238H234L233 240H232V242H234L232 245H231V247H232V249H233V252L231 251L230 253L231 254H229L230 256L228 257L227 256V245H224V244H227L228 243V239H229V236L231 235V233H230V231H231V229H232V223ZM243 222V223H242ZM254 222V223H253ZM27 223V224H26ZM112 223V224H111ZM114 223V224H113ZM128 223V224H127ZM154 223L156 224L155 226H154ZM175 223V224H174ZM203 223H204V225H203ZM206 223H207V226H206ZM260 223V224H261ZM144 224V225H143ZM147 224H148V226H147ZM223 224L224 225H227V227L226 228H224V226H223ZM22 227H21V226ZM40 225V226H39ZM42 225V226H41ZM192 225V226H191ZM24 226V227H23ZM39 226V227H38ZM111 226H108V228L110 229H112V227ZM140 226V227H139ZM145 226V227H144ZM147 226V227H146ZM150 226V227H149ZM260 226V225H259ZM6 227V222L5 223H3V225H2V228H1V230L2 231H0V236L1 237H3V238H1V239H4V236H2L3 235V231L5 230L4 228ZM97 227H99V228H97ZM128 227V228H127ZM149 227V228H148ZM190 227V228H189ZM192 227H193V229H192ZM221 227H223L224 229L219 233V229L221 228ZM24 228V229H23ZM39 228V229H38ZM86 228V229H85ZM144 228V229H143ZM190 230H189V229ZM249 228V227H248ZM80 229V230H81ZM159 229V230H158ZM176 231H175V230ZM190 231H188V230ZM210 229H211V231H210ZM28 231V233L27 232H25V231ZM36 230H37V232H36ZM39 230V231H38ZM101 230H103V228H101ZM145 230V231H144ZM186 230V231H185ZM191 230H192V232H191ZM225 230V231H224ZM67 231V233H65V237H67V236H69L70 235V231H69V229L68 230H66ZM96 231V232H95ZM175 231V232H174ZM36 232V233H35ZM84 232V233H83ZM144 232V233H143ZM240 233V234H238V233ZM251 234H250V233ZM96 233V234H95ZM145 233H147V234H145ZM176 233V234H175ZM188 233V234H187ZM189 233L190 234H192V235H189ZM214 233V234H213ZM216 233V234H215ZM223 233H224V235H223ZM255 233V234H254ZM39 236H38V235ZM101 234V235H100ZM134 234V235H135ZM150 234V235H149ZM165 234H167V236L169 237V235L171 234V236L168 238ZM169 234V235H168ZM173 234V235H172ZM178 234V235H177ZM183 236H182V235ZM186 234V235H185ZM198 234H200V235H198ZM211 234H213L211 237H210V235ZM237 234V235H236ZM243 234H244V237L245 238H243L242 236H243ZM249 234V235H248ZM19 235V236H18ZM67 235V236H66ZM179 236V235H181V236H179V237H181L183 240H184V238H186V237H188V239L186 238V240H188V242L186 241H184V242H182L181 243V241H179L178 243H177V240L176 239H180L179 237H177V236ZM242 235V236H241ZM257 237H256V236ZM262 235V236H261ZM29 236V237H28ZM34 236V237H33ZM38 236V237H37ZM173 236H176V237H174L173 238ZM184 236H186V237H184ZM207 236H209V238H211V240L210 241H212V242H210V243H213V245L211 246V244L209 243H207L206 241H207ZM222 236V237H221ZM224 236V237H223ZM237 236H239V237H237ZM255 236V237H254ZM32 237V238H31ZM98 237V238H99ZM135 237V238H136ZM159 237H160V239H159ZM190 237V238H189ZM194 237H195V242H194ZM199 237V238H198ZM203 237H205V238H203ZM215 237V238H214ZM38 238V239H37ZM99 238V239H100ZM166 238H167V241H166ZM171 238H173V239H171ZM176 238V239H175ZM192 238V239H191ZM202 238V239H201ZM220 238V239H219ZM124 239V240H123ZM145 239V240H144ZM163 239V240H162ZM170 239V240H169ZM182 239H180V240H182ZM199 239H200V241H199ZM222 239V240H221ZM54 240V242H55V244L52 246L51 244H53L54 242H51V241H53ZM80 240V241H79ZM96 240H98V239H96ZM160 240V241H159ZM162 240V241H161ZM169 242V244H167L166 242ZM173 240V242H171L172 244L174 243V245H170L171 243H170V241H172ZM193 240V241H192ZM214 240V241H213ZM225 241L224 243H222L221 241ZM236 240V241H235ZM256 241V242H254V241ZM116 241V242H115ZM124 241V242H123ZM128 241V242H127ZM144 241V242H143ZM150 241V242H149ZM176 241V242H175ZM189 241H190V243H189ZM192 241V242H191ZM196 241H198L197 243H196ZM245 241V242H244ZM252 241V242H251ZM82 242V243H81ZM100 242H101V239H100V241L99 242H95V245L96 244H100ZM120 242V243H119ZM123 244H122V243ZM126 242V243H125ZM200 242V243H199ZM227 242V243H226ZM244 242V243H243ZM260 242V243H259ZM43 243H40V244H43ZM50 243V244H49ZM142 243V244H141ZM176 243V244H175ZM187 243V244H186ZM197 245H196V244ZM217 243H218V245L219 246H223V248H219V246L217 245ZM242 243H243V245H242ZM65 244V245H64ZM117 244V245H116ZM121 244V245H120ZM126 244H127V246H126ZM166 244V245H165ZM185 244V245H184ZM189 244V245H188ZM195 244V245H194ZM206 244V245H205ZM210 245L211 247H208V245ZM221 244V245H220ZM30 245H31V247H30ZM59 245V246H58ZM78 245V244H77ZM123 245H125V246H123ZM170 245V246H169ZM188 245V246H187ZM254 245H255V247H254ZM52 246V247H51ZM120 246V247H119ZM122 246V247H121ZM168 246V247H167ZM196 246H198V247H196ZM207 246V247H206ZM218 246V247H217ZM251 246H252V248L254 249H252L251 248ZM264 246V245H263ZM262 246V247H263ZM127 247V248H126ZM136 247V248H135ZM149 247V248H148ZM224 247H225V249H224ZM50 248V249H49ZM116 248V249H115ZM117 248H122V249H118L117 250ZM147 248L148 249H146L145 251H143V255H142V257H141V260L144 262V264L146 263V262H148L149 261V259L152 257L151 255H152V253H153V248H151V246H147ZM196 248V249H195ZM199 248V249H198ZM205 248V249H204ZM208 248V249H207ZM211 248V249H210ZM218 248L222 251H220V256L218 257V256H215V254L216 253H219V251H218ZM235 248V249H234ZM250 248H251V252L249 251V252H247V254H246V251H247V249H249L250 250ZM132 249H133V251H132ZM184 249H186V250H184ZM206 249H207V253L205 252L206 251ZM210 249V250H209ZM223 249H224V251H223ZM231 249V250H232ZM238 249V250H237ZM241 249V251H239ZM28 250V251H27ZM48 250H49V252H48ZM51 250V251H50ZM113 250V251H112ZM122 250V251H123ZM168 250H169V252H168ZM226 250V251H225ZM236 250V251H235ZM246 250V251H245ZM47 251V252H46ZM116 251V252H115ZM121 251V252H122ZM181 251V252H180ZM211 251H213V252H211ZM215 251V252H214ZM263 252H264V247H263V250H262ZM93 252H95V254L93 255L92 254V256H94V258L92 257V260H90L91 262H88L87 264H95L96 262H98L99 261V259H101L100 257H101V252L98 254V252L94 249V251ZM97 252V253H96ZM144 252H145V254H144ZM211 252V253H210ZM238 252H241V253H238ZM79 254H78V256H80L78 259H76V262H74V264H78V262L80 263V262H82V259H83V254L81 253V252H78ZM119 253V252H118ZM195 253V255L193 256V254ZM208 254V255H210V256H208V255H205V254ZM222 253V254H221ZM245 253V254H244ZM25 254H26V256H25ZM51 254V255H50ZM111 254V253H110ZM203 254H204V256H203ZM235 254H237V256L235 255ZM30 255V256H29ZM145 255V256H144ZM167 255V256H166ZM177 255H179V257L177 256ZM239 255V256H238ZM202 256V257H201ZM251 256V257H250ZM130 259H129V258ZM186 257H188V258H186ZM207 258L208 260H206V258L203 260L202 258ZM216 257H218L217 258V260H214ZM221 257V258H220ZM225 257V258H224ZM229 259V261H228V259ZM245 257V258H244ZM247 257V258H246ZM48 258V259H47ZM64 259H65V256L63 257ZM112 258V259H111ZM149 258V259H148ZM198 258V259H197ZM199 258H200V260H199ZM145 259V260H144ZM163 259V260H162ZM231 259V260H230ZM263 260H264V258H262ZM262 259L260 258V262H259V264H261V261H262ZM24 261V263H23V261ZM40 260H41V262H40ZM42 260H45V261H42ZM51 260V261H50ZM98 260V261H97ZM183 260H180V261H182V262H184ZM201 260L202 261H204V262H201ZM47 261V262H46ZM62 261H64V260H62ZM62 261H59V262H57L58 264H63V262ZM191 261H193V262H191ZM222 261L224 262V263H222ZM225 261H226V263H225ZM228 261V262H227ZM248 261V262H247ZM38 262V263H37ZM51 262V263H50ZM129 262V263H128ZM216 262V263H215ZM235 262V263H234ZM33 263V264H34ZM71 264H73V263H71ZM143 264V263H142ZM182 264H184V263H182ZM185 264H187V263H185ZM248 264H254V263H248Z\"/></svg>",
	"mask_w": 264,
	"mask_h": 264
},
{
	"label": "snow or ice",
	"instance_id": "obj_3",
	"mask_svg": "<svg viewBox=\"0 0 264 264\" xmlns=\"http://www.w3.org/2000/svg\"><path fill=\"white\" fill-rule=\"evenodd\" d=\"M155 2L158 3L159 0H155ZM194 2H195V0H186V3L182 6H186L187 8L191 9ZM205 2H206V0H205ZM17 3L19 4V6L21 8L28 7V6H35V5H30L29 0H23V2H21V0H17ZM38 3H39L38 11L45 9L46 5H51L53 10L59 8V4L53 3L52 0H38ZM122 3H123L124 7L129 8L130 10L135 9V8L146 9V8L154 6L153 0H122ZM261 3H264V0H261ZM77 6L79 7V5H77ZM95 6L96 5H94V4L88 5L89 8H92ZM99 6L101 8L104 7V5H99ZM196 6L202 7L203 5L197 4ZM5 7H8V5H5ZM246 7H247V5H246ZM261 27L264 28V25H261ZM259 103H261V105L264 106V96H262L261 101ZM194 116H195V114H194ZM196 119L198 121V117ZM234 119H238V118L234 117ZM262 119H264V117H262ZM249 123H251V122L249 121ZM262 142H264V138H262ZM250 146L256 147V142H253V144ZM261 156L264 157V152L261 153ZM261 167L264 168V164H261ZM261 264H264V260L261 261Z\"/></svg>",
	"mask_w": 264,
	"mask_h": 264
}]
</instances>
